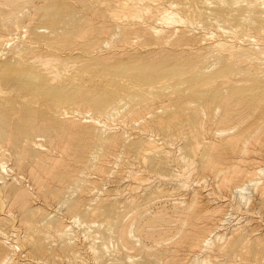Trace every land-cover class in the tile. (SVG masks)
Instances as JSON below:
<instances>
[{"label":"bare ground","instance_id":"1","mask_svg":"<svg viewBox=\"0 0 264 264\" xmlns=\"http://www.w3.org/2000/svg\"><path fill=\"white\" fill-rule=\"evenodd\" d=\"M23 2H25L26 0H22ZM21 1V2H22ZM42 1V0H41ZM141 1H145L146 2V0H141ZM140 1V2H141ZM148 1H150V0H148ZM154 1V0H153ZM152 1V2H153ZM174 2H172L173 4H172V6H174V3H176L177 1H180V3L181 4H183V7H182V10L184 11V12H186L187 14H189V16L191 17V18H193V20H195V21H198L199 23H202V22H204V21H207L208 22V20L209 21H212V22H210L211 23V26L213 25L212 23H214V25H216L215 24V22L216 23H218V24H220V26H221V28L223 29V30H227L226 28H224V26H222L223 24H227V25H229V24H231V26H234L235 28H232L233 30L234 29H236L235 31L236 32H239V34H241L242 36L240 37V40H242L241 42L242 43H244V41H245V38H246V40H253L254 42H253V46L251 45V46H249L250 44L249 43H251V42H249V43H247L248 45H242L241 47H239L238 49H236V50H234L235 48L233 47V46H231V48H229V46L228 45H230V44H225V43H223L222 41H220V40H218V41H216V43H215V48H217L218 50L216 51V49H213L212 51L214 52V53H216V55H220V54H218V53H221V52H219V51H223V52H225V51H230L229 52V54H230V60L232 59L233 60V62H235V63H238V64H240L241 65V62L243 63V61H245V60H247V59H251L252 61H255V60H259L260 58H261V56H262V59H260V60H264V47L262 46V44H261V42H263L264 41V0H219V2L217 1L216 3H215V1H213V0H173ZM19 1H16V0H8L6 3H4V5H3V3H2V5L5 7H3V6H1L0 5V7H1V10L3 9V13L2 14H5L7 17H8V20H7V22H5V21H3V23L2 22H0V107H2V109L3 108H6V107H3L4 106V104H5V102H10V101H12V100H15V99H13V98H15V97H12L13 95V93H15L16 91H19L20 93H22V92H24L25 93V91H27V90H29L30 91V89H32V88H35L36 90H45V91H49V92H54L55 93V91H61V90H66V89H72L73 88V85L76 83V82H78V80H73V76H64V74L65 73H68L67 71H70V72H72L70 69L69 70H66V67L68 68V67H70V66H72L73 68L74 67H76V66H74V65H69V63H71L72 61H69L68 59H65V58H62L61 56H57V57H55L54 55H52L51 54V49H54V48H57L58 47V39L62 36V32L65 30L64 28V26H66L65 24L67 23L68 25H69V23L70 22H67L68 20H71V24H72V21H74V20H79L80 22L81 21H83V19L81 20V17H78L77 19H76V14L74 15L71 11V14L65 9L66 8V6L65 5H60L59 6V10L58 9H56L55 8V10L53 9V11H49L47 14H46V16H45V23H46V26L45 25H43V26H45V27H42L41 28V26L40 27H36L35 25V27H33L32 26V22H30V21H33V20H29V19H32V18H28V20H29V22H27V21H23L24 19H25V17H26V15L25 16H23V17H21L22 16V14L20 15H17V16H12V15H14L15 13H12V11L14 10L15 11V8H21L20 6H23L24 4H23V2L21 3L22 5H19L20 4V2L18 3ZM34 2H35V0H34ZM38 2V1H37ZM67 2V1H66ZM133 1H131V3H132ZM139 2V3H140ZM41 3V2H40ZM134 3V2H133ZM151 3V2H150ZM244 3H246V4H244ZM30 4H32V3H30ZM35 4V3H34ZM38 4V3H37ZM45 4H47V3H45ZM92 4V3H91ZM96 4V3H95ZM101 4H102V6L99 8V11L102 13V15H103V19L105 20V19H114L113 21L115 22L117 19H119V14L121 13H123V12H125L126 10L127 11H129L130 13H132L131 15H130V17H132V18H130L132 21H134V19H139V20H141V22H142V19H140L139 18V16H141V14H143V15H145L146 13H148V12H150V7L151 6H147V5H143L142 7L141 6H132L130 3H128V0H104V1H102L101 2ZM149 4V3H148ZM155 4H156V2H155ZM213 4H215V6H213ZM27 6H31V5H29V4H26ZM38 5H40V4H38ZM90 5V4H89ZM93 5V4H92ZM139 5V4H138ZM37 6V5H36ZM40 6H42V5H40ZM45 6V5H44ZM72 6H74V5H72ZM77 6V5H76ZM80 6V5H79ZM95 6V5H94ZM7 7H12L13 9L11 10V12H8L9 10H7L8 8ZM35 7V6H34ZM47 7H49V5L47 6ZM71 7V6H70ZM96 7V6H95ZM99 7V6H98ZM164 7V6H163ZM170 7V6H169ZM176 7V6H175ZM161 8V7H160ZM18 9L16 10V12L18 11ZM34 9V8H33ZM41 9V8H40ZM42 9H44V7L42 8ZM48 9V8H47ZM71 9V8H70ZM89 9V8H88ZM91 10L93 9V8H90ZM135 9V10H134ZM158 9V8H157ZM173 9V8H172ZM1 10H0V12H1ZM26 9H24V11H25ZM28 11H29V8L27 9ZM30 10H32V9H30ZM97 10H98V8H97ZM160 10V9H159ZM24 11H22V12H24ZM34 11H36V10H34ZM44 11H47V10H45L44 9ZM74 11V10H73ZM134 11L137 13V12H139V16L138 15H133V13H134ZM166 11V10H165ZM21 11H18L17 13H20ZM75 12H77V11H75ZM93 12V11H92ZM97 12V11H96ZM129 12H126V13H128L129 14ZM25 13V12H24ZM23 13V14H24ZM100 13V14H101ZM165 13V12H164ZM26 14V13H25ZM98 14V13H97ZM97 14H95L96 16H97ZM152 14V13H151ZM45 15V14H44ZM20 18H19V17ZM34 16V15H33ZM41 16H43V15H41ZM76 16V17H75ZM120 16H125V14L124 15H120ZM145 16H147V15H145ZM145 16H143V17H145ZM149 16V15H148ZM165 16V17H164ZM162 15V18H163V25H167V24H169V22H172V23H181V24H187L188 22L190 23V21L189 20H186V19H184V17H180L179 16V12L177 13V12H173V11H171V12H168L167 11V13H166V15ZM4 17V16H3ZM12 17H14V18H12ZM27 17H31V15H29V16H27ZM93 17V16H92ZM134 17V18H133ZM135 17H137V18H135ZM153 17V16H152ZM37 18V17H36ZM42 18V17H41ZM40 18V19H41ZM80 18V19H79ZM123 18H126V17H123ZM128 18V17H127ZM142 18V17H141ZM146 18V17H145ZM33 19H35V18H33ZM101 19V18H100ZM150 19H152V18H149L147 21H149ZM1 20V19H0ZM4 20V19H3ZM126 20V19H125ZM153 20H155V19H153ZM161 20V19H160ZM159 20V21H160ZM78 21V22H79ZM120 21V20H119ZM75 23L74 24V26H72L73 28L71 29V32L68 34V38H70V37H72V39L70 40V43L73 45H76L75 43H74V40H73V38L75 37V39H77V36L79 35V34H81V26H80V22L79 23ZM138 22V21H137ZM36 23H37V20H36ZM42 23H44V22H41V24ZM82 24H84L83 22H81ZM103 23H106V21H104ZM111 23V22H110ZM160 23V22H159ZM222 23V24H221ZM34 24V23H33ZM39 24V23H38ZM124 24H126V23H123V25L122 26H120V25H118L117 24V28L120 30V34H121V38H120V43H126L128 40H129V38H130V36L134 33V30H132L133 28H128L126 25H124ZM206 24V23H205ZM67 25V26H68ZM102 25H104V24H101V26ZM128 25V24H127ZM175 25V24H174ZM214 25L212 26V27H214ZM138 25H136V27H137ZM168 26V25H167ZM190 26V25H189ZM201 26H204L203 24L201 25ZM216 26H218V25H216ZM84 27V26H83ZM109 27H111V28H109ZM134 27V26H133ZM149 27H152V26H149ZM169 27V26H168ZM199 27V26H198ZM205 27H207V26H205ZM219 27V26H218ZM153 28V27H152ZM221 28H218L217 30H219V29H221ZM228 28V27H227ZM104 31H107L106 33H108V32H112L113 30H114V27L113 26H105V27H103L102 28ZM134 29H137V28H134ZM148 29H151V28H148ZM148 29H138V30H136V32L140 35V37H142L143 39H142V45H146V46H148V45H151V44H158V45H160V46H165L166 44H171L172 43V45H173V47H175V48H185V46H187L189 43H192V41H193V37H191V36H189V35H187L186 33H182L180 36H178L176 39H175V41H173L172 40V37H173V35H176L175 33H179V32H177V30L176 29H173V30H175V32H171V31H168L169 33H167V34H165L166 32H164V30L165 29H156V28H154V29H156L155 31H156V35H155V37L153 38L152 37V35H151V32H153V31H149ZM179 29V28H178ZM211 30H212V28H210ZM214 29H216V28H214ZM213 29V30H214ZM20 30H25V32L24 33H26L25 35H23V34H21L20 35V33L19 32H21ZM209 30V29H208ZM69 31H70V29H69ZM68 31V29H67V32H69ZM86 31H89V29L88 28H86ZM221 31V30H220ZM228 31V30H227ZM230 31V30H229ZM228 31V32H229ZM171 32V33H170ZM190 32V31H189ZM188 32V33H189ZM191 32H193V31H191ZM226 32V31H225ZM83 33L84 34H82V35H84V36H86L87 34H89V32H84L83 31ZM214 32H212V34H213ZM229 33H232V30L229 32ZM137 34V35H138ZM153 34H154V32H153ZM192 34V33H191ZM211 34V33H210ZM225 34V33H224ZM139 35H138V37H139ZM216 35V34H215ZM226 35H228V34H225V36ZM63 36H65V35H63ZM84 36H82V37H80V38H84ZM115 36V35H114ZM196 36V35H195ZM208 36V35H207ZM230 36V35H229ZM228 36V37H229ZM66 37H67V35H66ZM93 37V36H92ZM134 37H136V36H133V38ZM211 37V35H209V37H206V38H210ZM217 37V36H216ZM227 37V36H226ZM14 38H17L18 39V41L17 42H12V41H15L14 40ZM80 38H78V40L79 41H83V39L82 40H80ZM212 38H213V36H212ZM232 38V37H231ZM237 38V37H236ZM22 39H25V41H22ZM118 39V38H117ZM219 39V38H218ZM139 40H141L140 38H139ZM214 40V39H213ZM222 40H224V39H222ZM232 39H230V41H231ZM240 40H238L239 42H240ZM76 41V40H75ZM233 41V40H232ZM135 42H136V40H135ZM138 42V41H137ZM65 43V42H64ZM130 43V42H129ZM194 43V42H193ZM201 43H203V42H201ZM227 43H229V42H227ZM234 43V42H233ZM264 43V42H263ZM68 44V43H67ZM132 44H134V43H132ZM137 44H139V43H137ZM195 44V43H194ZM197 44V43H196ZM205 44V43H204ZM203 44V45H204ZM73 45V46H74ZM205 45H207V43L205 44ZM234 45V44H233ZM64 46V45H63ZM72 46V47H73ZM154 46V45H153ZM207 46H209V45H207ZM211 46V45H210ZM213 46V45H212ZM235 46V45H234ZM240 46V45H239ZM108 47V46H107ZM165 47H167V46H165ZM43 48V50H41ZM101 47H100V43H99V40L97 39V40H87V42L86 43H84V45H83V47L81 48V50H82V54L80 53V55L79 56H77L76 57V62L75 63H80L81 65L78 67V68H76V70L74 71V72H72L74 75H78V74H80V73H84L85 71L86 72H88V71H91V72H94L93 71V69H95V65H96V63H98V62H100V60H102L103 59V57L104 56H101V55H99V54H97V51L100 49ZM139 48V47H138ZM164 48V47H163ZM27 49H39L40 51H39V53L37 52H35V54H33L32 55V53H30L31 55H29V54H25V52H26V50ZM70 49V48H69ZM68 49V50H69ZM120 49H122V48H120ZM137 49V48H136ZM162 49V48H161ZM190 49H192V48H190ZM198 49V48H197ZM208 49V48H207ZM64 50H66V49H64ZM117 50V49H116ZM145 50V49H144ZM149 50V49H148ZM184 50V49H183ZM209 50V49H208ZM215 50V51H214ZM120 51V50H119ZM122 51V50H121ZM127 51H129V50H127ZM175 51V50H174ZM186 51V50H185ZM190 51V50H189ZM192 51H194V50H192ZM191 51V52H192ZM201 51V50H200ZM72 52V51H71ZM103 53H104V51H102ZM179 52V51H178ZM187 52V51H186ZM198 52V51H197ZM202 52V54H204L205 52L204 51H201ZM208 52V51H207ZM207 52L204 54V55H206L207 54ZM212 52V53H213ZM218 52V53H217ZM28 53V52H27ZM123 53V52H122ZM125 53H127V52H125ZM133 53V52H132ZM181 53V52H180ZM190 53V52H189ZM193 53H196L195 51L193 52ZM13 54V55H12ZM25 54V55H24ZM58 54V53H57ZM102 54V53H101ZM108 54V53H107ZM148 54V53H147ZM173 54V53H172ZM176 54V53H175ZM192 54V53H191ZM225 54H228V53H226L225 52ZM225 54H222L221 56H223V55H225ZM10 55L12 56V57H10ZM23 55V56H22ZM92 55H94V56H92ZM184 55V54H183ZM188 55V54H187ZM193 55H195V54H193ZM193 55H191V56H193ZM210 55V53L208 52V55H207V58H209V57H211V56H209ZM19 56H22V57H19ZM106 56H108V55H106ZM121 56H123L122 54H121ZM135 56V55H134ZM142 56V55H141ZM150 56H152V54L150 55ZM164 56H166V55H164ZM170 56V55H169ZM172 56H174V55H172ZM185 56V55H184ZM188 56H190V55H188ZM190 56V58H193V60L195 61V57H191ZM209 56V57H208ZM124 57V56H123ZM136 57V56H135ZM138 57H140V55L138 56ZM175 57H177V56H174V58ZM204 57V56H203ZM202 57V58H203ZM216 57H219V56H216ZM224 58H227V59H229V57H225V56H223ZM159 58V57H158ZM163 58V57H162ZM177 58H179V57H177ZM190 58H189V60H190ZM200 58V57H199ZM201 58V59H202ZM206 58V57H205ZM212 58V57H211ZM215 58V57H214ZM106 59V58H105ZM147 59H149V58H147ZM164 59V58H163ZM166 59H168V58H166ZM186 59H187V57H186ZM204 59V58H203ZM215 59H217V58H215ZM213 60V61H215V62H220V60L219 61H217V60ZM113 60V59H112ZM138 60V59H137ZM192 60V61H193ZM197 60H198V58H197ZM204 60H206V59H204ZM208 60V59H207ZM223 60V59H222ZM107 61V60H106ZM150 61V60H149ZM172 60H170V62H171ZM184 61V60H183ZM210 62L212 61V59L211 60H209ZM212 61V62H213ZM128 62V61H127ZM129 62H130V60H129ZM128 62V63H129ZM152 62H154L153 61V59H152ZM151 62V63H152ZM180 62V61H179ZM225 62V61H224ZM228 62V61H227ZM246 62V61H245ZM258 62H261V61H258ZM73 63V62H72ZM106 63H108V62H106ZM125 63V62H124ZM131 63V62H130ZM150 63V62H149ZM172 63V62H171ZM203 63H204V61L202 62V61H199V62H196L195 61V63L192 65L193 66V69H191L190 67H189V69H190V71H192L191 72V77H189V78H187L186 77V75H185V77L186 78H181L180 77V79H175V78H173V79H166L164 82H161L160 81V83H161V85L160 86H155V85H151V86H148V87H140V86H135L134 87V85L132 86V85H127V84H120V85H118L117 86V88L119 87V92L117 93V92H115L114 94H112L111 95V97L110 98H107V99H104V100H95V99H92L91 97H89V93L87 92V90H84L83 91V93H81V95H78V96H75V100L74 101H72V102H74L75 103V110H74V112H73V114H75V115H78V116H80V115H82V114H85V115H88L90 118H91V122H94L95 124H98V126L99 125H105V121L106 120H114L115 118H116V116H118L119 115V113H120V107L119 106H123V107H128V106H130L131 105V107L134 109V111L133 112H136V114H139L140 115V113L141 112H139L140 111V109L141 108H143V109H145L146 111H148V116H150V115H152V117L154 116V113L155 112H152V110H153V107H155V105H158V107H159V105H163V106H168V104L170 105V106H174V107H176V109H177V112H176V114L174 115V114H171V113H169L168 114V116L166 117L165 115H158V113H155V117H153V120H151V122L150 123H148V125H146V123H145V125L143 126V129L141 128V130H143V131H145V132H148V133H154L155 131L154 130H158V131H162V132H164L165 133V135L168 137V138H172V136H174L175 134V132L173 131V129L175 128L176 130V132H179V134L180 135H183V139H185L186 140V144H185V150H186V152H184V153H182L183 154V156H184V154L186 153V154H188L187 156L189 157V159L191 158V157H194V158H197L198 157V159H199V161L201 162V163H199V164H207L206 165V167L208 168V170H209V172H210V174H211V176L212 175H214V176H219V179H221V180H219L218 179V177H217V181L220 183V186L221 187H223L222 189L223 190H221V192L220 193H222V194H220V193H218L217 192V189L216 190H214L213 192H215L216 191V193H218V194H220L221 196L223 195L224 197H223V199H225V193H229L230 192V194H231V191L230 190H228V189H226V188H228V187H230V188H233V190H234V187H233V185H238V186H241V185H243V184H246V182L249 180V181H251L252 180V177H251V180L250 179H247V178H250V177H248V175L249 174H251V176H255L256 175V172H260V174H261V176L263 177L264 175H262V174H264V167L263 168H261V167H257L256 169H255V174H253V173H251L252 171H250V172H247L248 173V175H247V173H246V169L247 168H245V167H247V165L246 166H244L245 164H248V166H249V164L251 163L252 165H251V167L252 166H254L253 165V163H255V164H258V163H260L261 161L259 160V158H261V156H259L258 155V153H261V152H263V154H264V150L263 151H261L260 150V152H259V148L261 149L262 147L260 146H258V144H262V142H260V143H258L257 144V147L258 148H255V146L256 145H254V144H256L254 141H256V139H258L259 137H257V133L256 132H258L259 131V129L263 132V135H264V104L263 105H259L257 108H254V112L252 111V113H249L248 112V110L247 109H245V110H240L239 109V107L238 108H234V109H232V108H230V107H227V106H225V103L227 102V100L229 99V95L230 94H239V93H241V89L242 88H240V86H239V84L237 83V78H238V76H240V75H243V74H247L246 72H247V70H243L244 69V67H243V69H242V67H241V69H240V67H238V68H236V65H235V67L234 66H231L230 65V67H226V65H221V67L219 68L218 66L219 65H217V67L219 68L218 70H216V71H212V73H206V72H204V70H205V67L207 66V65H209V63L207 64V65H204L203 66ZM207 63V62H206ZM205 63V64H206ZM214 63V62H213ZM221 63V62H220ZM247 63V62H246ZM121 64V63H120ZM155 64V63H154ZM158 64V63H157ZM211 64V63H210ZM215 64V63H214ZM213 64V65H214ZM225 64H226V62H225ZM259 64V63H258ZM260 64H262V63H260ZM69 65V66H68ZM128 65H130V64H127V66ZM159 65H160V63H159ZM178 65V64H177ZM191 65V64H190ZM216 65V64H215ZM245 65V64H244ZM248 65V64H247ZM149 66V65H148ZM147 66V67H148ZM186 66V65H185ZM228 66V65H227ZM238 66V65H237ZM243 66V65H242ZM250 66V69H253V70H256L257 72H259L258 70L260 69L259 67L260 66H257L256 64L255 65H253V64H251V65H249ZM118 67V66H117ZM155 67V66H154ZM174 67V66H173ZM210 68L211 67H216V66H212V64L209 66ZM217 67H216V69H217ZM119 68V67H118ZM120 68H121V66H120ZM134 68V67H133ZM132 68V69H133ZM141 69H143V67H140ZM156 68H158V67H156ZM179 68H181V67H179ZM184 68V67H183ZM206 68H208V66L206 67ZM210 68H208L209 70H210ZM248 68V67H247ZM125 69V68H124ZM137 69H138V67H137ZM149 69V68H148ZM246 69V68H245ZM73 70V69H72ZM134 70H135V68H134ZM160 70V69H159ZM163 71H164V69H162ZM166 70H167V68H166ZM180 70V69H179ZM111 71V70H110ZM118 71H119V69H118ZM122 71V70H121ZM125 72H126V74L127 73H129V71L127 72L126 70H124ZM143 71V70H142ZM178 71V70H177ZM115 72V71H114ZM131 72V71H130ZM135 72H136V70H135ZM138 72V71H137ZM145 72H151V71H145ZM179 72H181V71H179ZM264 72V71H263ZM116 73V72H115ZM117 73H124V72H117ZM131 73H133V72H131ZM141 73H144V72H141ZM163 73V72H162ZM260 73V72H259ZM258 73V74H259ZM154 74V73H153ZM152 74V75H153ZM156 74H158V73H156ZM161 74V73H160ZM175 74V73H174ZM181 74V73H180ZM71 75V74H70ZM141 74H139V76H140ZM176 75V74H175ZM174 75V76H175ZM252 75H254V73L252 74ZM251 75V76H252ZM1 76H4V77H1ZM111 76H117V75H112L111 74ZM111 76H109V78L111 77ZM179 76V75H178ZM187 76H189V75H187ZM249 76V75H248ZM260 76V74L258 75V77ZM148 77V76H147ZM170 77V76H169ZM172 77V76H171ZM247 77V76H246ZM253 77H257V76H253ZM142 78H143V76H142ZM141 78V79H142ZM150 78H152V76L150 75ZM153 78H156V75H155V77L153 76ZM152 78V79H153ZM159 77H157L156 78V80L158 79ZM163 78V77H162ZM145 79L147 80V78L145 77ZM118 80V79H117ZM134 80H135V78H134ZM150 80V79H149ZM155 80V79H154ZM160 80V79H159ZM119 82H122V81H119ZM150 82H152V81H150ZM123 83V82H122ZM240 83V82H239ZM244 83H246V82H244ZM159 84V83H158ZM107 85V84H106ZM105 85V86H106ZM143 85V84H142ZM247 85V84H246ZM101 86V85H100ZM106 87H108V85L106 86ZM106 87H105V89H106ZM102 88V87H101ZM250 88V87H249ZM114 89V88H113ZM170 89H172L173 91H174V93L173 94H169L167 91L168 90H170ZM34 90V89H33ZM32 90V91H33ZM79 90H80V88H79ZM171 90V91H172ZM251 90V89H250ZM95 91V90H94ZM110 91H111V89H110ZM172 91V92H173ZM37 92V91H36ZM39 92V91H38ZM41 92V91H40ZM96 92V91H95ZM98 92H103V90L102 91H98ZM170 92V91H169ZM46 93V92H45ZM61 93H64V92H62L61 91ZM242 93H245V94H247V93H249V91H243ZM37 94V93H36ZM106 94V93H105ZM104 94V95H105ZM263 94V93H262ZM20 95V94H19ZM46 95H48V94H46ZM59 95V94H58ZM97 95V94H96ZM255 95V94H254ZM257 95V94H256ZM256 95L254 96V97H256ZM17 96V95H16ZM61 96V95H60ZM246 96V98L248 97V96H250V95H245ZM262 96V95H261ZM44 97H45V95H44ZM59 97V96H58ZM62 97V96H61ZM61 97H59V98H61ZM238 97V96H237ZM244 97V96H243ZM242 97V98H243ZM250 97H252V96H250ZM249 97V98H250ZM47 98V97H46ZM245 98V99H246ZM18 99V98H17ZM62 99V98H61ZM60 99V100H61ZM64 99V98H63ZM244 99V98H243ZM245 99H244V101H245ZM257 99V98H256ZM264 99V98H263ZM58 100V99H57ZM248 100V99H247ZM250 100H253V98L252 99H250ZM255 100V99H254ZM253 100V101H254ZM258 100H259V98H258ZM25 101V100H24ZM33 101H35V100H33ZM47 101V100H46ZM249 101V100H248ZM253 101L251 102L252 104H253ZM261 101H263L264 102V100H261ZM260 101V102H261ZM29 102H31V101H28V103ZM38 102V101H37ZM40 102V101H39ZM49 102V101H48ZM58 102V101H57ZM71 102V101H70ZM81 102H84L86 105H88V108L84 111V112H81L82 110L80 109V103ZM255 102H257V101H254V103ZM4 103V104H3ZM52 103V102H51ZM231 103V102H230ZM19 104V103H18ZM22 104H23V102H22ZM22 104H20V105H22ZM32 104V103H31ZM34 104V103H33ZM48 104V103H47ZM235 104H237V103H235ZM248 104H250V101H249V103ZM262 104V103H261ZM3 105V106H2ZM30 105V104H29ZM253 105H256V103L255 104H253ZM5 106H9L8 104L7 105H5ZM15 106V104H13V106L12 105H10L9 106V109H10V107H14ZM25 106V105H24ZM30 106H32V105H30ZM233 106H235V105H233ZM44 107V106H43ZM157 107V106H156ZM249 107H251V106H249ZM254 107V106H253ZM16 107H14L13 109H15ZM48 108V107H47ZM160 108V107H159ZM217 108H221L222 109V111H221V113L220 114H217L216 112H215V110L217 109ZM246 108H248L247 106H246ZM252 108V107H251ZM12 109V108H11ZM20 109V108H19ZM23 109L25 110V111H27L26 110V107H23ZM43 109V108H42ZM94 109V110H93ZM158 109V108H157ZM161 109V108H160ZM253 109V108H252ZM4 110V109H3ZM17 110V109H16ZM23 110V111H24ZM34 110H37V109H34ZM44 110V109H43ZM46 110V109H45ZM44 110V111H45ZM121 110H122V108H121ZM127 110V109H126ZM13 111H15V110H12V112ZM24 111V112H25ZM30 111H33V110H29L28 112H30ZM59 111V110H58ZM94 111H96L97 112V114H96V116H95V114H94ZM168 111V110H167ZM251 111V110H250ZM52 112V116L50 117V121H52V123L54 124H52L55 128H57V129H59V131L58 132H64L65 134H67V136L66 137H68V135L69 136H72L71 138L70 137H68L69 139H71V140H67V141H65V142H63V141H57V142H55V141H52V139H49V136H48V139L51 141V147H56V148H58L59 149V152H60V150H61V152L60 153H62L61 155L63 156V151H65V154H67L66 153V150L67 151H69L70 149H69V146L71 147V150L70 151H72V154H74L75 156H76V160H78V161H84V160H87V158H89V157H91V155H93L92 153H95V151H93V152H88V147L89 148H91V147H93L94 146V144H92L93 146H88L89 144V141L91 142V140H89L88 138H90V137H88V136H90L91 135V137L92 136H95V134H96V131H97V129H96V131H95V133L93 132V130H90L91 128H89L88 127V125H87V127L89 128V129H86V128H81L80 127V125L79 126H77L78 124H75V123H78L79 121H76V122H74V120L76 119H74L73 120V122L72 121H66V122H69V123H63L64 122V120H63V118H62V123L58 120V119H60V118H56L55 116H57V115H54V111H51ZM57 112V111H56ZM158 112V111H157ZM202 112H204V113H206L208 116H209V122H211L212 124H216V123H219L220 125H218L219 127L220 126H223L220 130H221V135H222V137L223 138H221L222 140L220 141V140H218V141H220L218 144L217 143H210V144H205V143H203L202 142V137H203V135H205V134H207V132L209 131H207L206 130V123L205 122H203V120H202V118H201V114H202ZM8 113V112H7ZM6 112H2V111H0V196H3V198L4 199H6V200H4V201H6V202H3V200H2V202L3 203H7V202H9V201H12V202H14L13 203V205H19V206H21V209L22 210H20V211H23V217H22V222L25 224V225H27L26 227H24V232H23V239L20 237H17V231H13V232H11V230H6L5 228H4V230H3V223H4V221H6L5 219H7V216H9L10 215V213H9V215H6L7 213H8V210H7V213L5 214V216L6 217H0V235L1 236H3L5 239H7V240H5L4 238H2V239H4L5 241H1L0 240V264H32L31 262H33L34 261V256H32V254H31V251L29 250V249H25L26 247H24L23 245H24V243H25V240H26V232H25V228H27L28 227V229H26L27 230V235H28V241H29V243H30V245H31V248H32V252L34 253V252H38L39 251V253L41 252H45V251H49L48 249H50L51 247H53L52 245L53 244H55V243H51V247L50 246H48V242H50V240H49V237H51V238H53V239H55L56 241L55 242H58L59 243V245L58 246H60V250H62V252L65 254V255H67V258H68V260H69V264H73L72 263V261H73V259H79L80 257H81V253H80V251L82 252V250H78V246L75 244V241H79V240H76V237H75V233H74V231L76 230V229H74V227H79V229L81 230V228H82V230L83 229H85V232L86 233H89V234H91L89 231H91L90 229H92L93 228V230H94V228H97L96 230H97V235H95V236H98V235H100L99 237H103L104 235H101L100 233H101V229L102 228H106V229H108V230H110V231H112V232H114L115 233V235L117 236V238H118V241H119V243L121 244V247H123V249L125 248V249H129L128 247H130V246H132V242H131V240H130V236L131 235H133V238L135 237H139L140 238V234L141 235H143L142 233L143 232H145L146 231V233H147V230H145V226H147V225H144V227L142 226V222H144L143 220H142V217L140 216L139 218L138 217H135V216H131V212H135L136 213V210L135 209H137L143 202H141V201H143V200H141L140 202L141 203H139V201L138 200H136V199H131V201H127L126 202V204H124L123 206H121V205H119L118 203H114V202H116V201H114V200H112L111 199V194H110V192H109V196H110V198H108V199H110V200H108V199H98V198H96L97 200H95V199H93V201H92V199H91V201H89V199H87L86 201L87 202H92L91 204H89V205H87V207H85L84 209L83 208H81V202L79 201V200H68V199H66V197L68 198V195H67V193L65 192V194H61L62 193V190H60V191H58L59 189V187L58 188H56V189H58V190H56V191H54V192H52L53 194H54V196H59V195H67V196H64V197H62V196H60V197H62V199L63 198H65L64 200H68L67 202H65L64 200H60L61 198L60 197H58V198H60L59 200L62 202V203H64V204H67V203H69V206H70V214H69V216L68 215H66V216H68V217H65V219L63 220L61 217H57L56 215H54L53 213H46L45 212V210H44V208L43 207H38V205H36L37 207L36 208H29L28 206H30L32 203H35L36 204V202H37V200L38 199H40L39 198V190H42V188H44L45 186H44V184L46 183V182H44L45 181V179H44V177H42V179H44V180H42L41 178H40V176H39V178L38 179H40L41 181L39 182V188H37V186L33 183V181L36 179H34L33 180V175L35 174V175H37L36 173H34V172H36L35 170H34V168L33 167H31V166H33V164L35 163V166L36 165H38V166H36V168L38 167V168H40V167H43V168H46L47 167V171L45 172L46 174H47V176H45V177H47L46 178V180L48 179V178H52L54 175L56 176L55 177V179L57 178H59V180L60 181H62V180H67V183H70V184H72V183H75L76 184V187H81V186H78V185H81V184H79V183H81V182H77L78 180H75V179H73V176L72 175H68V176H66L67 174H64L62 171H59V172H57L56 171V168H59V167H62V165L63 164H65V163H61V161L62 160H60V158L59 157H55L56 159H59L58 161H56V159H54L53 158V161L55 160L56 161V163L55 164H48L47 162H49L48 160H49V151L47 150V148H45V147H43V146H45L44 144V142H42V143H44V144H40L39 142H37V140H39V139H37V140H35L34 139V136H35V133H38L37 135L38 136H40L41 138H43V136L48 132V129L47 128H45V127H47V126H40V128H39V126H38V129L36 130V131H33L32 133H30V132H25L24 130H22V129H20V127L21 126H24V125H21L20 127H18V125H17V128H19L21 131H23V133H21L20 135L21 136H24V140L22 141V144L23 145H20V144H18V143H15L14 144V142L12 143V141H11V134H10V132L9 131H12V129L14 128V127H12L13 125H12V123H10V121H9V118H10V115H12L11 114V111L7 114ZM25 113H27V112H25ZM24 113V114H25ZM33 113V112H32ZM15 114H17V116H18V114H20V113H16L15 112ZM29 114L30 113H28L27 115H28V117H29ZM56 114V113H55ZM69 114V112H64L63 113V115L64 116H66V115H68ZM99 114H101V115H99ZM127 114H129V112H127ZM162 114H164L163 112H162ZM103 115V116H102ZM205 115V114H204ZM21 116V115H20ZM33 116V115H32ZM48 116H50V115H48ZM58 116H60V115H58ZM130 116H132V115H129V117ZM134 116H135V114H134ZM208 116H205V117H208ZM13 117V116H12ZM15 117H16V115H15ZM31 117V116H30ZM41 117V116H40ZM71 117H73V116H71ZM75 117V116H74ZM102 117H106V118H102ZM17 118H20V117H17ZM16 118V119H17ZM44 118V117H43ZM67 118H69L68 116H67ZM11 119V118H10ZM26 119V118H25ZM31 119H32V117H31ZM127 119V118H126ZM20 120V119H19ZM67 120H69V119H67ZM71 120V119H70ZM77 120V119H76ZM144 120H146V118H143L142 119V122L144 121ZM13 121H15L14 119H13ZM17 121V120H16ZM36 121H38V120H36ZM42 121V120H41ZM45 121V120H44ZM47 121H49V120H47ZM49 121V122H50ZM124 121H126V120H124ZM150 121V120H149ZM17 122H19V121H17ZM21 122V121H20ZM39 122V121H38ZM38 122H36V123H38ZM86 122H89V121H85V123ZM135 122V121H134ZM23 124H26V123H24V122H22ZM30 123V122H29ZM35 123V124H36ZM40 123V122H39ZM51 123V122H50ZM83 123H84V121H83ZM108 123V122H107ZM130 123H132V122H130ZM7 124H11L12 126V129L11 130H7ZM18 124V123H17ZM41 124H44V123H42L41 122ZM79 124H81L80 122H79ZM183 124L186 126V130L185 131H183ZM211 124V125H212ZM3 125H4V127H3ZM27 125V124H26ZM44 125H46V124H44ZM83 125V124H82ZM91 125V124H90ZM32 126V125H31ZM30 126V127H31ZM91 126H93V125H91ZM90 126V127H91ZM97 126V127H98ZM10 127V128H11ZM27 127V126H26ZM41 127H44V128H41ZM83 127H86V126H83ZM93 127H96L95 125L93 126ZM140 127V126H139ZM187 127H188V129H187ZM9 128V129H10ZM16 128V129H17ZM33 128H35L36 129V127H33ZM210 128V127H209ZM34 129V130H35ZM50 129H51V126H50ZM53 129V128H52ZM94 130H95V128H94ZM101 130V129H100ZM212 130V129H211ZM214 130V129H213ZM217 130V129H216ZM216 130L214 131V132H216ZM258 130V131H257ZM19 131V130H18ZM99 131V130H98ZM54 132V131H53ZM55 132H56V130H55ZM107 132V131H106ZM103 133V134H107V133ZM213 132V133H214ZM218 132V131H217ZM216 132V134H220V132L219 133H217ZM12 133H14L13 131H12ZM99 134H100V132H98ZM111 133V132H110ZM122 133V132H121ZM103 134H100V135H103ZM123 134H125V133H123ZM19 135V134H18ZM50 135H51V133H50ZM62 135H64V134H62ZM127 135V134H126ZM138 135V134H137ZM144 135H146V134H144ZM149 135V134H148ZM177 135V134H176ZM211 135V134H210ZM213 135V134H212ZM221 135L220 136H218V137H221ZM127 136H129V134L127 135ZM139 136V135H138ZM214 136V135H213ZM85 137H87V140H88V143H87V141H85ZM99 137V136H98ZM136 137V136H135ZM141 137V136H140ZM152 137V138H151ZM149 139H137V141H133V142H130V140L127 142L126 140H125V136H124V138L120 135V134H114V135H111V136H109V137H107V136H102L101 138H99V141H101L103 144H101L102 146H104V145H110L111 147H112V149H114L113 147H124L127 151H135V152H137V154H139V155H143V157H145V160L147 159L149 162H150V166L151 167H147V169L149 168H152L153 170H154V172H158L160 175L159 176H163V177H160V178H167V177H165V175L166 176H170V174L169 175H167V174H165V172H166V169H165V165H166V161L169 159H172V157H170L169 156V158H168V156H167V154H168V152H166V151H164V150H162L158 145H156L157 143L155 142V140H153V137L154 136H151ZM10 138V139H9ZM55 138V137H54ZM94 138H96V137H94ZM128 138V137H127ZM142 138V137H141ZM146 138V137H145ZM179 138H181V137H179ZM208 138H210V137H208ZM215 138H217V137H215ZM61 139V138H60ZM158 139V138H157ZM156 139V140H157ZM214 139V138H213ZM261 139V138H260ZM264 139V138H263ZM15 140V139H14ZM40 140H44V139H40ZM53 140H56V139H53ZM62 140V139H61ZM64 140V139H63ZM166 140V139H165ZM212 140V139H211ZM50 141H48V143H47V147H49L50 145H48V144H50L49 142ZM94 141V140H93ZM92 141V142H93ZM98 141V142H99ZM180 141V140H179ZM182 141V140H181ZM209 141V140H208ZM215 141V140H214ZM16 142V141H15ZM67 142V143H66ZM86 142V143H85ZM100 142V143H101ZM173 142H174V139H173ZM210 142V141H209ZM253 142H254V144H253ZM257 142V141H256ZM258 142H259V140H258ZM2 143H4V144H6V143H8V144H10L11 145V147H9L10 145H8V147H4V144H3V146H2ZM94 143L96 144L97 142H95L94 141ZM161 143V142H160ZM166 143V142H165ZM169 143V142H168ZM182 143H183V141H182ZM173 144V143H172ZM201 146H200V145ZM7 145V144H6ZM98 145V144H97ZM100 145V146H101ZM165 145V144H164ZM177 145V144H176ZM196 145H199L200 146V148L201 147H203V151L201 152V153H199L198 152V150H196V148H195V146ZM203 145V146H202ZM96 146V145H95ZM179 146V150L181 149H183V151H185L184 150V148H180V145H178ZM182 146V145H181ZM106 147V146H105ZM162 147V146H161ZM169 147H172V146H170L169 145ZM43 148H45V150H46V152L48 151L49 153L48 154H44V153H42V152H39V151H42V149ZM103 148V147H102ZM41 149V150H40ZM104 149H106L107 150V148H104ZM163 149H164V147H163ZM168 149H170V148H168ZM50 150V149H49ZM63 150V151H62ZM90 150V149H89ZM94 150V149H93ZM96 150H101V148L99 149H96ZM103 150V149H102ZM101 150V151H102ZM11 151V152H10ZM69 151V152H70ZM92 151V150H91ZM101 151H99L100 153H101ZM108 151V150H107ZM169 151V150H168ZM229 151H231L230 153H229ZM97 153L95 154V156L97 155V154H99L98 153V151H96ZM103 152V151H102ZM123 152V151H122ZM60 153H58V154H60ZM71 153V152H70ZM90 154V156L89 157H87L85 154ZM107 153V152H106ZM113 152L111 151V154H112ZM118 153H120L119 151H118ZM131 153V152H130ZM134 153V152H133ZM178 153H180V152H178ZM51 154V153H50ZM64 154V155H65ZM103 153H101L100 154V156L102 155ZM110 154V151H108V153H107V155H109ZM123 154V153H122ZM136 154V153H135ZM172 154V153H171ZM86 157H85V156ZM104 155V154H103ZM134 155V154H133ZM168 155H170V154H168ZM181 155V154H180ZM262 155V154H261ZM14 156H15V159H14ZM52 156V155H51ZM56 156H58L57 154H56ZM66 156V155H65ZM68 156V158H72V157H70L69 155H67ZM66 156V157H67ZM95 156H94V158L93 159H97V158H95ZM105 156V155H104ZM174 156V155H173ZM177 156H179V155H177ZM264 156V155H263ZM54 157V156H53ZM64 157V156H63ZM77 157H79V159H77ZM107 157V156H106ZM109 157H111V156H109ZM117 157V156H116ZM119 157H121V156H119ZM133 157V156H132ZM134 157H136V156H134ZM140 157H142V156H140ZM182 157V156H181ZM179 158V160L180 159H182V158ZM186 157V155L184 156V158ZM12 158H13V161H14V163H12L11 164V161H12ZM28 158H31V159H33L34 160V162H32L30 159V161L33 163V164H31V163H29V164H31V165H29L31 168L29 169V170H31L32 169V172H30L31 173V176H27L26 174L24 175V173H22V168H21V166H23V167H25L24 165H26L27 163L26 162H28L27 161V159ZM51 158V157H50ZM114 158V157H113ZM113 158H111V159H113ZM137 159L139 158V157H136ZM136 158L134 159L133 158V160H136ZM183 158V159H184ZM62 159V158H61ZM63 159H65V158H63ZM75 159H74V163H76L75 162ZM89 159H92V158H89ZM100 159H102V158H100ZM108 159V158H107ZM116 159V158H115ZM122 159H123V156H122ZM126 159V158H125ZM124 159V160H125ZM141 159V158H140ZM139 159V160H140ZM188 159V158H187ZM198 159H195V160H198ZM99 160V159H98ZM110 160V159H109ZM118 160H121V159H118ZM132 159L130 160V161H133ZM145 160H143V161H145ZM176 160V159H175ZM175 160H174V158L172 159V160H170V161H173L174 163H175ZM262 160V159H261ZM100 161V160H99ZM98 161V162H99ZM123 161V160H122ZM141 161H142V159H141ZM169 161V162H170ZM187 161V160H186ZM188 161H190L191 162V166H193V167H191V168H193V169H198V168H194L195 167V165H192V160L190 159V160H188ZM187 161V162H188ZM258 161H260V162H258ZM85 162V161H84ZM83 162V163H84ZM97 162V161H96ZM102 162H104V161H102ZM106 162V161H105ZM109 162H111V161H109ZM112 162H114V161H112ZM116 162H118L117 160H116ZM120 162V161H119ZM125 162V161H124ZM137 162V161H136ZM140 162V161H139ZM139 162H137L138 164H139ZM168 162V161H167ZM176 162H177V160H176ZM212 164H210V163ZM248 162V163H247ZM53 163V162H52ZM67 163H69V162H67ZM88 163V162H87ZM89 163H90V161H89ZM107 163V162H106ZM121 163V162H120ZM120 163H118V165H120ZM123 163V162H122ZM126 163V162H125ZM130 162H128V164H129ZM145 163V162H144ZM173 163V165H175ZM178 163H180V162H178ZM182 163V165L183 164H185V163H183V162H181ZM209 163V164H208ZM245 163V164H244ZM24 164V165H23ZM78 164V163H77ZM93 164H95V166H96V168L99 170V171H101V172H96V175H98V173H99V175H102L101 173H103L104 171H106L105 169L107 168H105V166L104 165H106V164H101L99 167H97L98 166V164L99 163H94V161H93ZM124 164V163H123ZM141 164V163H140ZM145 164H147L148 165V163H145ZM145 164H142V165H145ZM169 164V163H168ZM193 164H195V162L193 163ZM197 164V163H196ZM199 164H197V165H199ZM262 164V163H261ZM264 164V163H263ZM28 165H26V166H28ZM68 165V164H67ZM78 165H80V164H78ZM82 165V164H81ZM80 165V166H81ZM86 165H88V164H86ZM92 165V162L90 163V166ZM135 164H133V167H136V165L134 166ZM172 165V164H171ZM172 165V166H173ZM94 166V165H93ZM115 166H117V165H115ZM121 166H123V165H120V167ZM132 166V165H131ZM131 166H130V168H131ZM149 166V165H148ZM202 166V165H201ZM261 166H263V165H261ZM64 167H66V166H64ZM72 167H74V166H72ZM85 167V166H84ZM109 167V166H108ZM124 167L126 168V166L124 165ZM132 167V168H133ZM138 167H142V166H139L138 165ZM187 167H189V166H187ZM187 167H186V170H187ZM197 167V166H196ZM205 167V168H206ZM250 167V166H249ZM251 167H250V169H251ZM254 167H256V166H254ZM76 168H78V167H76ZM82 168H83V166H82ZM87 167H85V168H83V169H86ZM93 168H95V167H93ZM131 168V169H132ZM145 168V167H144ZM206 168V169H207ZM253 168V167H252ZM27 168H25V170H26ZM41 169V168H40ZM40 169H39V171H40ZM61 169H63V168H61ZM82 169V170H83ZM108 169V168H107ZM118 169V168H117ZM127 169H128V167H127ZM136 169V168H135ZM151 169V170H152ZM202 169V168H201ZM204 169V168H203ZM254 169V168H253ZM21 170V171H20ZM25 170H23V171H25ZM34 170V171H33ZM36 170H38V169H36ZM64 170V169H63ZM69 171H70V169H68ZM80 170V169H79ZM90 170H91V172L93 171V169L92 168H90ZM95 170V169H94ZM109 170V169H108ZM119 170V169H118ZM125 170V169H124ZM146 170V169H145ZM153 170H152V172H153ZM174 170L176 171V168H174ZM116 171V170H115ZM122 171V170H121ZM120 171V172H121ZM127 171V170H126ZM134 170H132V172H133ZM143 171V173H145L144 172V170H142ZM182 171V170H181ZM185 170L183 169V172H184ZM189 171V170H188ZM195 171V170H194ZM65 172V171H64ZM107 172H111V171H107ZM129 172H131V170L129 171ZM135 172H137V170L136 171H134V173ZM138 172H139V169H138ZM137 172V173H138ZM141 172V171H140ZM172 172H174V171H172ZM177 172V171H176ZM186 172V171H185ZM184 172V173H185ZM202 172V171H201ZM27 173V172H26ZM30 173H29V175H30ZM34 173V174H33ZM81 173V172H80ZM106 173V172H105ZM112 173V172H111ZM124 173V172H123ZM128 173V172H127ZM127 173H125V174H127ZM182 173V172H181ZM184 173H182V174H184ZM28 174V173H27ZM46 174H44V175H46ZM49 174H53L52 176H50ZM76 174V173H75ZM82 174V173H81ZM106 174H108V176L110 175V173H106ZM113 174V173H112ZM115 174V173H114ZM117 174V173H116ZM114 175V176H116V179H117V175L119 174H117V175ZM124 174V175H125ZM131 174V173H130ZM161 174H165V175H161ZM175 174V173H174ZM178 174V173H177ZM177 174H175V176L177 177V176H180V175H177ZM188 174V173H187ZM95 175V174H94ZM104 175V174H103ZM103 175L102 176H99L100 178L101 177H103ZM120 175H122V174H120ZM128 175V174H127ZM139 175V174H138ZM143 175V174H142ZM148 175H150V174H148ZM152 175V174H151ZM150 175V176H151ZM158 175V174H157ZM198 175V174H197ZM41 176H43V174L41 175ZM50 176V177H49ZM82 176V175H81ZM87 176V175H86ZM86 176H85V178H86ZM89 176V175H88ZM129 176V175H128ZM127 176V177H128ZM155 176V175H154ZM159 176H157V177H159ZM173 176V175H172ZM175 176H174V178L173 177H169L170 178V180H169V182L171 181V178L173 179L172 181H174L176 178H175ZM184 176V175H183ZM182 176V177H183ZM187 176V175H186ZM201 176H203V175H201ZM250 176V175H249ZM258 176V175H257ZM90 177H92V176H90ZM90 177H88V178H90ZM95 177V176H94ZM98 177V176H97ZM107 177V176H106ZM110 177H113V175L112 176H110ZM122 177V176H121ZM121 177H119V178H121ZM124 177H126V176H124ZM130 177V176H129ZM133 177H135L134 175L131 177L132 178V180L131 181H133V183H134V180H136V178H134L133 179ZM144 177H145V175H144ZM207 177H208V175H207ZM206 177V178H207ZM261 177V178H262ZM50 178V179H51ZM80 178H82V177H80ZM84 178V179H85ZM100 178H98V179H100ZM123 178V177H122ZM149 178V176L147 177V179ZM168 178V179H169ZM177 178H179L180 179V177H177ZM190 178V177H189ZM199 178H200V176H199ZM198 178V179H199ZM206 178H204V179H206ZM254 178V177H253ZM258 178V177H257ZM256 178V179H257ZM38 179H37V181H38ZM55 179L53 180V178L51 179V180H53V181H55ZM92 178H90V180H91ZM98 179H95V180H98ZM102 179V178H101ZM168 179H167V181H168ZM187 180H188V178H186ZM192 179V178H191ZM209 179V178H208ZM49 180V179H48ZM80 180V179H79ZM103 180V179H102ZM105 180H108L107 178L105 179ZM110 180V179H109ZM118 180V179H117ZM121 180V179H120ZM122 180H125L126 181V179H122ZM127 180H128V178H127ZM152 180V179H151ZM154 180V179H153ZM152 180V181H153ZM164 180V179H163ZM166 180V179H165ZM178 180V179H177ZM183 180H184V178H183ZM186 180V181H187ZM197 180V179H196ZM214 180V179H213ZM247 180V181H246ZM254 180V179H253ZM251 181V182H249V185H253L254 184V192L257 194V195H255V196H257L258 197V199H257V201H261V204H263L264 203V177L262 178V180H260V181H256V182H254V181ZM258 180V179H257ZM52 181V182H53ZM94 181V180H93ZM104 181V180H103ZM113 181V180H112ZM116 181V180H115ZM115 181H113L111 184H113ZM119 181V180H118ZM117 181V182H118ZM145 181H146V179H145ZM148 181H150V179H148ZM156 181H159V180H156ZM156 181H154V182H152V183H156ZM181 181V180H180ZM179 181V182H180ZM185 181V180H184ZM183 181V182H184ZM212 181V180H211ZM241 181H246L245 183H240L239 184V182H241ZM48 182V181H47ZM55 182H57V181H55ZM54 182V184H56ZM82 182H84L83 180H82ZM87 182H89V180L87 181ZM87 182L85 183V184H87ZM98 182H99V180H98ZM105 182H107V181H105ZM110 182H111V180H110ZM119 182H121V181H119ZM123 182V181H122ZM128 182V181H127ZM162 182H165V181H162ZM161 182V183H162ZM175 182H177V181H175ZM202 182V181H201ZM200 182V183H201ZM217 182V183H218ZM36 183V182H35ZM78 183V184H77ZM96 182L94 181V185L96 186V184H98V183H96ZM124 183V182H123ZM129 183H131V182H129ZM149 183H151V182H147V183H145V185H146V187H148L149 186ZM160 183V182H159ZM167 183V182H166ZM170 183H172V182H170ZM182 183V182H181ZM237 183V184H236ZM36 184H38V183H36ZM48 184H49V182H48ZM61 184V183H60ZM64 185H65V183H63ZM75 184H73V186H71V187H73V194H72V196L75 194V193H77L76 191H78L79 193H80V191H79V189L78 190H76L75 191V189H74V186H75ZM102 183H100V185H101ZM110 184V183H109ZM117 184H119V183H117ZM116 183L114 184V185H116V186H119V185H121V184H119V185H117ZM137 184V183H136ZM148 184V185H147ZM154 184H151L152 186L154 185ZM173 184V183H172ZM171 184V185H172ZM175 184V183H174ZM185 184V183H184ZM222 184V185H221ZM247 184H248V182H247ZM51 185V184H50ZM57 185V184H56ZM63 185V187L65 188L66 186H64ZM67 185V184H66ZM94 185H92V187L94 186ZM106 185V184H105ZM125 185H127V184H125ZM156 185V184H155ZM166 185V184H165ZM165 185H163V187H165ZM168 185V184H167ZM170 185V184H169ZM176 185V184H175ZM174 185V186H175ZM179 185V184H178ZM177 185V186H178ZM82 186H85L83 183H82ZM86 186H88V185H86ZM110 186V185H109ZM108 186V187H109ZM111 186H113V185H111ZM143 186H144V184H143ZM152 186H151V188H152ZM159 186H161L160 184H159ZM158 186V187H159ZM177 186H176V188H177ZM181 186H183L182 184L180 185V188H181ZM246 186V185H245ZM245 186L244 187H236L237 188V194H236V190H235V192L233 193V194H236V195H238L237 196V198L239 197V204H242L244 201L246 202H244L245 203V205H247V206H249L250 204H251V202H252V200L254 199V197H253V199H251L252 197L251 196H249L247 193H245V191H247V190H249L248 188H245ZM49 187V186H48ZM53 186H51V188H52ZM91 187V186H90ZM106 187H107V185H106ZM120 187V186H119ZM133 187V186H132ZM135 187H137L136 185H135ZM135 187H133V188H135ZM142 189H143V187L142 186H140ZM157 186H156V188L157 189H159V191L160 192H162V190H160L161 188L159 187L158 188ZM184 187H186V185L184 186ZM183 187V188H184ZM194 187V186H193ZM53 188H55V187H53ZM82 188V187H81ZM94 188V187H93ZM100 188V187H99ZM116 188V187H115ZM127 188V190H128V188L129 187H125V189ZM154 188V187H153ZM165 188H167V187H165ZM215 188V187H214ZM62 189V188H61ZM66 189H67V187H66ZM69 189V188H68ZM77 189V188H76ZM95 189V188H94ZM109 189V188H108ZM108 189H106V190H108ZM120 188H118L117 189V191H115V194H117L118 193V191L120 192V190H119ZM129 189H131V188H129ZM147 189H149V188H147ZM155 189V188H154ZM163 189V188H162ZM179 189V186H178V188H177V190ZM185 189V188H184ZM183 189V190H184ZM187 189H189V188H187ZM220 189V188H219ZM252 189V188H251ZM50 189H48L47 187H45L44 188V191H43V194H44V197H45V195H47V192L49 191ZM71 190V189H70ZM81 190V189H80ZM88 190H90V189H88ZM88 190H85V191H88ZM114 190V189H113ZM122 191H123V188L121 189ZM133 190V189H132ZM139 190L140 189H137V191H136V193L137 192H139ZM150 190V189H149ZM165 191H164V193H162L163 194V196L164 195H168V194H165V192H167L166 191V189H164ZM174 190H176V189H173L172 191L174 192ZM224 190H226V192H224ZM229 192H228V191ZM110 191H112V189H110ZM131 191V190H130ZM141 191V190H140ZM144 191V190H143ZM151 191H154V190H151ZM157 192H159L158 190H156ZM155 191V192H156ZM169 191H170V189H169ZM194 191H196V190H194L193 189V191H192V193L194 192ZM202 191V190H201ZM201 191H200V193H201ZM63 192H64V190H63ZM71 193H72V191H70ZM69 191H68V193H70ZM107 192V191H106ZM105 192V193H106ZM127 191H124V193H126ZM132 192V191H131ZM142 192V191H141ZM145 192V191H144ZM155 192H154V194H155ZM159 192V194H160V196H161V193ZM173 192H171L172 194H173ZM178 191H176L175 192V195H178L179 193H177ZM49 193V192H48ZM71 193L69 194L70 196H71ZM89 193H91V191L89 192ZM93 193V192H92ZM100 193V192H99ZM112 194H114L113 192H111ZM134 193V192H133ZM133 193H131L132 195H134ZM135 193V194H136ZM150 193V192H149ZM148 193V194H149ZM168 193V192H167ZM171 193H169V194H171ZM177 193V194H176ZM198 193H199V191H198ZM197 192H195V195L196 194H198ZM199 193V195H194V193H193V195H192V197H194L193 199H192V197H191V194H190V197H191V202L189 203V204H187V206L185 207L184 205H183V203H182V206H184L183 207V214H182V216L183 217H181L182 218V220H180L181 222H183V224H180V227H179V229L182 227V226H185L184 228H183V230H182V228L180 229V230H182V233H183V236L182 235H180L181 237H182V240H181V244H180V240L178 241V244H180V245H178V246H176V245H174L173 247H179L180 249H181V247H183L184 245V247H186L187 246V248H188V246H191V247H196L197 249H199L200 248V252H201V249H205V250H207L208 252H209V254H208V256H206V259H209V260H211V259H213V258H219V257H225L227 260L225 261V262H223V263H216L215 261H213V262H215V263H213V264H230L229 263V261H232L233 260V258L234 259H238L239 257H240V259H241V261H249V259L250 258H248L249 256H251L252 258H251V261L253 260V262H256V263H258V261H262L263 262V258H264V239L262 240L261 238L259 239V238H255V239H251L250 241H248V240H246L245 238H244V236H242L241 235V233L239 234V233H237V232H235V233H233L231 236H229V234H227V232H225V233H217L216 231V233L214 232V231H212L211 230V232H207V233H210V234H208L209 236H207L206 238H203V236H202V232L203 231H205V230H207V229H209V226H210V224H214L215 222L214 221H212L213 220V218H217V214L218 213H220L221 212V209H222V207H219V205L218 206H215L214 208H212V207H206V206H204L205 205V202L203 201V200H201V198L202 197H200V196H202V194H200ZM216 193H212V194H216ZM224 193V194H223ZM249 193V192H248ZM78 194V193H77ZM81 194V193H80ZM101 194V193H100ZM107 194V193H106ZM105 194V195H106ZM130 194V195H131ZM141 194H144V193H141ZM141 194H139L140 196H141ZM157 195H159L158 193H156ZM227 194H226V196H227ZM229 194V195H230ZM254 194V193H253ZM83 195V194H82ZM84 195H86V194H84ZM83 195V196H84ZM89 195V194H88ZM94 196H95V194H93ZM129 194H128V196H130ZM131 195V196H132ZM174 195V196H175ZM207 195H209V196H212L211 194H207ZM207 195H203L204 197H206ZM228 195V196H229ZM251 195V194H250ZM40 196H41V194H40ZM75 196H77L76 194H75ZM74 196V197H75ZM80 196V195H79ZM83 196H81V197H79V198H81V200H82V197ZM87 196V195H86ZM85 196V197H86ZM91 194H90V197L89 198H91ZM94 196H92V198L94 197ZM102 196V195H101ZM107 196V195H106ZM115 196V195H114ZM114 196H112V197H114ZM135 196H137V194L135 195ZM148 196V195H147ZM152 196H156V195H151L150 197H152ZM160 196H158L159 197V199H160ZM169 196H171V195H169ZM173 196V195H172ZM182 196V195H181ZM188 196V195H187ZM209 196H207V198L209 197ZM215 196V195H214ZM217 196V195H216ZM220 196V197H221ZM230 196H232V195H230ZM41 197H43V196H41ZM43 197V198H44ZM52 197V196H51ZM73 197V198H74ZM95 197H98V195L97 196H95ZM100 197V196H99ZM105 197V196H104ZM119 197H120V195H119ZM125 197V196H124ZM139 197V196H138ZM144 197V195L143 196H141V198H143ZM146 197V196H145ZM157 197V198H158ZM185 197V196H184ZM184 197H182V198H184ZM217 197H219V196H217ZM1 198V197H0ZM55 198V197H54ZM57 198V199H58ZM76 198H78V197H76ZM76 198H74V199H76ZM87 198V197H86ZM149 198V197H148ZM156 198V199H157ZM164 198H167V197H164ZM169 198L170 197H168L167 198V200L169 201ZM233 198V197H232ZM2 199V198H1ZM84 199V198H83ZM115 199V198H114ZM122 199V198H121ZM120 199V201H122ZM185 199V198H184ZM202 199H204V198H202ZM209 199H210V197H209ZM52 200V199H51ZM50 200V202H52ZM54 200V199H53ZM116 200H117V197H116ZM123 200H124V198H123ZM127 200V199H126ZM145 200V199H144ZM155 200V199H154ZM166 200V199H165ZM190 200V199H189ZM189 200H187V198H186V201H189ZM207 200V199H206ZM205 200V201H206ZM40 201V200H39ZM38 201V202H39ZM45 201V200H44ZM43 201V199H42V201L39 203V204H41V205H43L45 202ZM59 201V203H61ZM85 201V200H84ZM109 201H114L113 203H110ZM119 201V202H120ZM162 200H160L159 202H161ZM163 201H164V199H163ZM162 201V202H163ZM167 201V202H168ZM175 201V200H174ZM180 201H182V200H180ZM208 201V200H207ZM206 201V202H207ZM212 201V200H211ZM209 201L211 204H212V202H214V201ZM221 201V200H220ZM224 201V200H223ZM238 201V200H237ZM1 202V201H0ZM38 202H37V204H38ZM47 202V201H46ZM54 202H58V201H54ZM54 202H52V203H54ZM152 202V201H151ZM155 202L156 201H154L153 203L155 204ZM173 202V201H172ZM177 202H179V200L178 201H176L175 203L177 204ZM216 202V201H215ZM256 202V201H255ZM49 203V202H48ZM125 203V202H124ZM146 203H149V202H144V204H142V206L144 205L145 206V204ZM157 203H158V200H157ZM180 203V202H179ZM223 203V202H222ZM225 203V202H224ZM250 203V204H249ZM253 204H254V202H252ZM258 203V202H257ZM257 203H255V204H257ZM1 204V203H0ZM9 204V203H8ZM10 204H11V202H10ZM58 204V203H57ZM63 204V205H64ZM85 204V203H84ZM151 204V203H150ZM153 204V205H154ZM158 204H160V203H158ZM176 204H174V206L176 207ZM185 204V203H184ZM204 204V205H203ZM208 204V203H207ZM220 204V203H219ZM3 205V204H2ZM7 205V204H6ZM5 205V206H6ZM50 206H51V204H49ZM59 205V208H60V204H58ZM149 205V204H148ZM148 205H146V206H148ZM157 205V204H156ZM173 205V204H172ZM223 205H227V204H223ZM222 205V206H223ZM260 205V204H259ZM48 206V205H47ZM163 206V205H162ZM177 206H179V205H177ZM182 206H179L180 208H182ZM208 206V205H207ZM221 206V205H220ZM246 206V207H247ZM256 205H254V207H255ZM52 207H55V205L54 204H52ZM58 207V206H57ZM63 207H65V206H63ZM68 207V206H67ZM66 207V208H67ZM159 207V206H158ZM216 207H219V208H217V210L215 209ZM242 207H244V206H242ZM257 207V206H256ZM9 208V207H8ZM50 208V207H49ZM59 208H56V209H58V211H59ZM66 208H60V209H62V210H64V209H66ZM142 208H144V207H142ZM149 208H152V206L150 207H148V211H149ZM154 208V207H153ZM152 208V209H153ZM214 209V210H212V209ZM221 208V209H220ZM234 208H236V207H234ZM237 208H239V207H237ZM3 210H4V208H2ZM1 209V210H2ZM10 209V208H9ZM224 209V208H223ZM226 209V208H225ZM241 209H243V208H240V210ZM260 209V208H259ZM264 209V208H263ZM262 209V210H263ZM2 210V211H3ZM6 210V209H5ZM61 210V211H62ZM67 210V209H66ZM69 210V209H68ZM133 210H135V211H133ZM146 210V209H145ZM161 210V209H160ZM172 210V209H171ZM171 210H169V211H171ZM175 210H177V209H175ZM239 210V209H238ZM249 210H253V208L252 209H248V210H246V212H248ZM47 211V210H46ZM57 210H56V212H58ZM65 211V210H64ZM144 211V210H143ZM147 211V212H148ZM152 211V210H151ZM150 211V212H151ZM164 211V210H163ZM163 211H161V213L163 212ZM178 211H179V209H178ZM215 211V212H214ZM227 211V210H226ZM13 212V211H12ZM19 212V211H18ZM17 212V213H18ZM141 212V211H140ZM139 212V213H140ZM154 212V211H153ZM158 214H161L160 213V211L158 210ZM168 212V211H167ZM172 212V211H171ZM173 212H174V210H173ZM181 212V211H180ZM243 212V211H242ZM244 212H245V209H244ZM258 212V211H257ZM256 212V213H257ZM0 213H2L1 211H0ZM68 213V212H67ZM138 213V214H139ZM152 213V212H151ZM222 213V212H221ZM220 213V214H221ZM225 213V212H224ZM252 213V212H251ZM254 213V212H253ZM255 213V214H256ZM4 214V213H3ZM16 214V213H15ZM21 214V213H20ZM53 214V215H52ZM58 214H63V213H58ZM150 213L148 212V214L147 215H149ZM157 214V212L155 213V215ZM166 215L167 213H163V214H161L160 216L161 217H163L164 219H163V221L164 222H162V220L160 221V226H163L164 225V223H166V219L167 220H169L168 218H166L165 219V216H162V215ZM171 215H172V213H170ZM174 214V213H173ZM216 214V215H215ZM235 214V213H234ZM248 215H249V212L247 213ZM261 214V213H260ZM2 215V214H1ZM0 215V216H1ZM11 215H12V213H11ZM10 215V216H11ZM18 215V214H17ZM143 215V214H142ZM146 214L144 215V216H147ZM168 215V214H167ZM171 215H169V216H171ZM180 215V214H179ZM178 214L176 215L177 217H180ZM251 215V214H250ZM262 215H263V213H262ZM16 216V215H15ZM22 216V215H21ZM64 216V215H63ZM139 216V215H138ZM143 216V217H144ZM155 217L154 215H149V217ZM160 216H158V218H156L155 220H154V218H153V220H154V222H151L152 220H151V218H149V221L148 222H146V223H148V227H150L151 228V226L150 225H152V223H154L153 225H156L155 223H158V225H156L155 227L157 228V226H159V222H158V220H160L161 218H160ZM173 217H174V215H172ZM224 216V215H223ZM223 216H222V218H223ZM253 216V215H252ZM168 217V216H167ZM221 217V216H220ZM228 217V216H227ZM148 218V217H147ZM176 218V217H175ZM174 218V219H175ZM221 218V219H222ZM226 218V217H225ZM225 218H223V219H225ZM66 219H67V221H69V223L67 224L65 221H66ZM126 219V220H125ZM171 219V218H170ZM250 219H252V218H250ZM254 219V218H253ZM4 220V221H3ZM147 220V219H146ZM151 220V221H150ZM176 220H178L179 221V219H176ZM176 220L174 221V222H176ZM7 221H9V223L11 222L9 219L7 220ZM173 221L172 222H170V221H168V222H170V223H172L173 224ZM178 221H177V224H173L174 226L175 225H177V226H179V224H178ZM220 221V220H219ZM250 221V220H249ZM256 222H257V220H255ZM259 221V220H258ZM214 222V223H213ZM260 222V221H259ZM145 223V222H144ZM145 223V224H146ZM163 223V224H162ZM180 223V222H179ZM22 224V223H21ZM171 224V225H172ZM222 224V223H221ZM225 224V223H224ZM252 224H254L253 222H252ZM152 225V226H153ZM168 225V224H167ZM172 225V226H173ZM216 225V224H215ZM220 225V224H219ZM249 225V224H248ZM248 225H245V226H248ZM256 225H259V224H256ZM7 225H5L4 227H6ZM165 226H166V224H165ZM173 226V227H174ZM19 227V226H18ZM155 227H153V228H155ZM216 226H214V228H215ZM250 227H251V225H250ZM250 227H247V228H250ZM256 226H254V228H255ZM258 227V226H257ZM263 227V226H262ZM262 227H260V225H259V227L258 228H262ZM6 228H8V227H6ZM149 228V229H150ZM161 228V227H160ZM165 228V227H164ZM175 228V227H174ZM177 228V227H176ZM175 228V229H176ZM217 228V227H216ZM219 228V227H218ZM238 228V227H237ZM13 229V228H12ZM23 229V228H22ZM106 229H102L103 231H106ZM146 229H148V228H146ZM158 229V228H157ZM169 229V231H170V228H168ZM178 229V228H177ZM177 230V231H180V230ZM241 229V228H240ZM161 230V229H160ZM163 230V229H162ZM242 230V229H241ZM249 230V229H248ZM261 230V231H260ZM262 230L263 229H259V230H257V228H256V230H254L253 232H255V234L257 233L259 236H261L258 232H256V231H260V232H262ZM150 231V230H149ZM152 231V230H151ZM155 231H157V230H155ZM169 231H167V232H169ZM174 232L176 231V230H173ZM172 230H171V232H173ZM209 231V230H208ZM233 231H235V229H233ZM237 231V230H236ZM20 232V231H19ZM83 232H84V230H83ZM82 232V233H83ZM159 232V231H158ZM162 232V231H161ZM166 232V230L164 231V233ZM240 232V231H239ZM248 232V231H247ZM264 232V231H263ZM79 233H80V231H79ZM105 233V232H104ZM155 233H157V232H155ZM160 233V232H159ZM164 233H163V235H164ZM179 233V232H178ZM177 233V234H178ZM182 233H179V234H182ZM206 233V232H205ZM216 234L215 235V238L214 239H212V240H209L210 238H211V236H212V234ZM250 233H252V232H250ZM84 234V233H83ZM82 234V235H83ZM148 234V233H147ZM147 234H144V235H147ZM149 234H152L151 232L149 233ZM162 234V233H161ZM160 234V235H161ZM175 234H176V232H175ZM175 234H172V236H179V235H175ZM254 234V233H253ZM254 234V235H255ZM264 234V233H263ZM85 235H88V234H85ZM93 235H94V233H93ZM152 235H154V234H152ZM159 235V239L161 240V238H162V236L163 235H161L160 236ZM167 235V234H166ZM246 235H247V233H246ZM248 235H251V234H248ZM247 235V236H248ZM12 236V237H11ZM84 236V235H83ZM111 236H113V235H111ZM149 237H150V239H151V235H148ZM156 236H158L157 234H156ZM169 236H171L170 234H169ZM252 236V235H251ZM251 236H249V237H251ZM258 236V237H259ZM163 237H165V236H163ZM174 237V238H175ZM261 237H263V236H261ZM1 238V237H0ZM18 238H19V242H18ZM98 238V237H97ZM132 238V237H131ZM133 239V241H135V240H139V242H141L140 241V239L138 238V239ZM141 238H145V236L144 237H141ZM148 238V237H147ZM169 237H167V239H168ZM179 238V237H178ZM22 239V240H21ZM91 239V238H90ZM99 239V238H98ZM97 239V240H98ZM102 239V238H101ZM149 239V238H148ZM149 239V240H150ZM156 239V238H155ZM157 239H158V237H157ZM157 239H156V241H157ZM164 239V238H163ZM162 239V240H163ZM248 239V238H247ZM86 240H87V238H86ZM93 240V243L91 244V243H89V244H91V245H87V246H85V248L86 247H88V248H91L92 250H90L89 249V253L92 251L93 252V254H91V255H93L94 256V254H95V257L94 258H96L98 261L100 260V261H102L103 262V260L106 258V256H107V254H109V257L112 255V254H114V252H115V250H111V247H113L112 245H111V247L110 246H108V244H107V242L106 241H103L102 243H98L99 244V246L97 245V240L94 238V239H92ZM100 240V239H99ZM107 240H109L110 241V239H107ZM159 240V241H160ZM162 240L160 241V244L161 243H165V242H162ZM169 240H173V242H174V239H173V237L171 238V239H168V241ZM177 240V239H176ZM113 241V240H112ZM111 241V242H112ZM146 241V240H145ZM165 241H167V240H165ZM166 242V244H168L169 245V242ZM99 242V241H98ZM114 242V241H113ZM138 242V243H139ZM142 242H144V240L142 241ZM141 242V243H142ZM147 242V241H146ZM151 241H149V243H150ZM84 243V242H83ZM82 243V244H83ZM114 243H116V242H114ZM138 243L136 244V246L138 245ZM153 243V242H152ZM157 243H159V242H156V245H158ZM177 243V242H176ZM6 244H8V245H6ZM88 244V243H87ZM102 244V245H101ZM112 244V243H111ZM145 244V243H144ZM147 244V243H146ZM174 244V243H173ZM182 244H184V245H182ZM56 245V244H55ZM84 245H86V244H84ZM101 245V246H100ZM152 245H155V244H152ZM21 246H23L24 247V249L26 250V251H28V252H26L24 249H22V247ZM133 246H135V245H133ZM138 246H140V245H138ZM135 247V248H130V249H137V248H139V247ZM50 247V248H49ZM150 247H152V246H150ZM158 247V246H157ZM160 247H162V246H159V248ZM165 247H166V245H165ZM168 247V246H167ZM169 247H171V246H169ZM168 247V248H169ZM183 247V248H184ZM48 248V249H47ZM114 248H115V246H114ZM113 248V249H114ZM119 248V247H118ZM150 249L149 247H146V248H144V249H141V248H139L140 249V251L143 253L142 255H144V258H143V264H159V262L157 261V260H154L153 258H154V253H155V251H156V249H155V251H154V253H152L150 250H148V249ZM154 248V247H153ZM168 248H165V249H168ZM56 249H57V247H56ZM79 249H80V246H79ZM116 249V248H115ZM169 249H171V248H169ZM119 250H122V249H119ZM162 250H164V249H162ZM173 250V249H172ZM177 250V249H176ZM175 250V251H176ZM185 250V249H184ZM188 250V249H187ZM125 251V250H124ZM180 251V250H179ZM178 251V252H179ZM190 251H194V250H190ZM56 252H57V250H56ZM116 252H117V250H116ZM116 252H115V254L114 255H116ZM136 252H138V251H136ZM177 252V253H178ZM38 253V254H39ZM84 253V252H83ZM135 253V252H134ZM165 253V252H164ZM172 253H175V254H173V255H176L177 256V253L176 252H172ZM202 253V252H201ZM128 254V253H127ZM136 254V253H135ZM162 254V253H161ZM179 254V253H178ZM205 254H206V252H205ZM37 255V254H36ZM113 255V256H114ZM120 255H121V253H120ZM180 255V254H179ZM57 256V255H56ZM84 256H86V255H84ZM92 256V257H93ZM118 256H119V254H118ZM135 256V255H134ZM141 256V255H140ZM165 256V255H164ZM197 256H199V255H197ZM202 256H203V254H202ZM91 257V256H90ZM122 257V256H121ZM129 257V256H128ZM132 257V256H131ZM167 257V256H166ZM170 257V256H169ZM48 258H50V257H48ZM111 258V257H110ZM110 258H106L107 259V261H108V259H110ZM118 258V257H117ZM124 259H125V257H123ZM139 258V257H138ZM138 258H136V259H138ZM161 258V257H160ZM171 258H174V256H172ZM179 258V257H178ZM178 258L177 259H173V260H171V259H168L169 261H167V258H166V261H165V264H176V263H174V260H178ZM205 258V257H204ZM203 258V259H204ZM17 259H21L22 261H24V262H21V261H17ZM43 259V258H42ZM81 259H84V258H81ZM91 259V258H90ZM93 259V258H92ZM101 259H103V260H101ZM105 259V260H106ZM114 259H116V258H114ZM119 259V258H118ZM136 259H134V260H136ZM159 259V258H158ZM163 259H165V258H163ZM162 259V260H163ZM182 259V258H181ZM221 259V258H220ZM232 259V260H231ZM26 260V261H25ZM40 260H41V258H40ZM45 260V259H44ZM43 260V261H44ZM48 260H50V259H48ZM47 260V261H48ZM80 260V259H79ZM129 260H130V257H129ZM216 260H218V259H216ZM224 260V259H223ZM239 260V259H238ZM42 261V260H41ZM46 261V260H45ZM78 261V260H77ZM112 261H114V260H112ZM117 261V260H116ZM124 261V260H123ZM137 261V260H136ZM203 261H205V259L203 260ZM208 261V260H207ZM212 261V260H211ZM221 261H222V259H221ZM251 261H249V262H251ZM25 262H27V263H25ZM36 262V261H35ZM38 262V261H37ZM118 262H119V260H118ZM130 262H132V261H130ZM160 262H162V261H160ZM177 262V261H176ZM181 262V261H180ZM234 262H236V261H234ZM231 263V264H235V263ZM248 262V263H249ZM261 262V263H262ZM41 262H39V264H40ZM46 263V262H45ZM56 263V262H55ZM64 263V262H63ZM75 263V262H74ZM87 263V262H86ZM113 263H115V262H113ZM182 263H183V261H182ZM207 263V262H206ZM210 263V262H209ZM247 263V264H248ZM256 263H253V264H256ZM261 263H258V264H261ZM46 264H49V263H46ZM51 264V263H50ZM66 264H68V262L66 263ZM76 264V263H75ZM78 264V263H77ZM83 264V263H82ZM85 264V263H84ZM98 264V263H97ZM109 264V263H108ZM117 264V263H116ZM135 264V263H134ZM139 264V263H138ZM164 264V263H163ZM201 264H203V263H201ZM236 264H238V262L236 263ZM245 264V263H244Z\"/></svg>","mask_w":264,"mask_h":264},{"label":"rangeland","instance_id":"2","mask_svg":"<svg viewBox=\"0 0 264 264\" xmlns=\"http://www.w3.org/2000/svg\"><path fill=\"white\" fill-rule=\"evenodd\" d=\"M8 0H0V5L1 6H3L4 5V3H6ZM16 1H19L20 2V4L19 5H22L21 3L23 2L22 0H16ZM22 1V2H21ZM38 1V2H37ZM67 1V2H66ZM102 1H104V0H35V2H34V0H26L25 2H23V6H20L21 8H15V11L13 10L12 11V13H15L14 15H12V16H17V15H21L22 14V16L21 17H23V16H25L26 15V17H25V19L23 20V21H27V22H29V20H33V21H30V22H32V26L33 27H40L41 25V28L42 27H45L46 26V23H45V16H46V14L50 11H53V9L55 10V8L56 9H58L59 8V6L60 5H65L66 6V10L71 14V12L75 15L76 13V19L78 18V17H81V20L83 19V21H81V22H83L84 24H82L78 19L77 20H74V21H72V24H71V20H68L67 22H70L69 23V25L66 23L65 25L66 26H64L65 28V30L61 33L62 34V36L58 39V47L57 48H54V49H51V54L52 55H54L55 57H57V56H61L62 58H65V59H68L69 61H72L71 63H69V65H74V66H76V67H72V66H70V67H66V70H71L72 72H74L75 70H76V68H78L81 64L80 63H75L76 62V57L77 56H79L80 55V53L82 54V50H81V48L83 47V45H84V43H86L87 42V40H99V43H100V49L97 51V54H99V55H101V56H104L103 57V59L102 60H100V62H98V63H96V65H95V69H93V71L94 72H91V71H88V72H84V73H80V74H78V75H74L72 72H70V71H67L68 73H65L64 74V76H73V80H78V82H76L74 85H73V88L72 89H66L65 91L64 90H61L62 92H64V93H61V91L59 90V91H55V93L54 92H49V91H45V90H36L35 88H32V89H30V91L29 90H27V91H25V93L24 92H22V93H20L19 91H16L15 93H13L12 95V97H15V98H13V99H15V100H12V101H10V102H5V104H4V106L3 107H6V108H3L2 109V107H0V111H4V112H10L11 111V114L12 115H10V118H9V121H10V123H12V125L11 124H7V130L9 131V130H11L12 129V127H14L13 129H12V131L14 132V133H12V131H9L10 132V134L12 135L11 136V141H12V143L14 142V144L15 143H18V144H20V145H23L22 144V141L24 140V136H21L20 134L21 133H23V131H21L20 129H22V130H24L25 132H30V133H32L33 131H36L37 129H38V126L40 125V126H47V127H45V128H47L48 129V132L43 136V138H41L40 136H38L37 134L38 133H35V136H34V139L35 140H37V139H39V140H37V142H39L40 144L42 143V142H44V143H42V144H44L45 146H43V147H45V148H47V150L51 153H49L48 151L46 152V150H45V148H43L42 149V151H39V152H42V153H44V154H48L49 155V162H47L49 165L50 164H55L56 163V161H58L59 159H56L55 157H59L60 158V160H62L61 161V163L63 164V163H65V164H63L62 165V167H59V168H56V171L57 172H59V171H62L64 174H67L66 176H70V175H72L73 176V179H75V180H78L77 182L79 183V182H81V183H79V184H81V185H78V186H81V187H76V184L75 183H72V184H70V183H67V180H62V181H60L59 180V178L57 179H55V175L52 177L53 178V180L55 179V181H57V182H55V181H53V180H51L52 178L50 177V176H52L53 174H49L50 176V178H48L47 180H46V178L47 177H45V176H47V174L45 173L46 171H47V167L46 168H43V167H40V168H36V166H38V165H36L35 166V163L33 164L32 162H34V160L33 159H31V158H28L27 159V161L28 162H26L27 164L26 165H28L29 163H31V164H33V166H31V167H33L34 168V170L36 171V172H34V173H36L37 175H35L34 173V175H33V183L37 186V188H39L38 186H39V182L41 181L40 179H38L39 178V176H40V178L42 179V177H44V179H45V181L44 182H46L45 184H44V186L45 187H47L48 189H50L48 192H47V195H45V197H44V194H43V191H44V188H42V190H39V198L40 199H38L37 200V202H38V204H37V202H36V204L35 203H32L30 206H28L30 209L32 208H36L37 206L36 205H38V207H43L44 208V210H45V212L46 213H53L54 215H56L57 217H61L63 220L65 219V217H68L69 216V212H70V206H69V203H67V204H64V203H62L61 201L62 200H64L65 198H63L62 199V197H64V196H67L68 195V198L66 197V199H68V200H79L80 202H81V208H85V207H87V205H89V204H91L92 202H87L86 200L87 199H89V201H91V199H92V201H93V199H95V200H97L96 198H98V199H105L106 197V199H108V198H110V196L112 195V196H114V197H112L111 196V199L112 200H114V201H116V202H114V201H109L110 203H118L119 205H121V206H123L124 204H126V202L129 200V201H131V199L133 200V199H136V200H138L139 201V203H141V202H143L142 204H144V202H149V203H146L145 204V206L143 205L142 206V204L137 208V209H135L136 210V213L135 212H131V216L133 215V216H135V217H142V220L146 223V222H148L149 221V218H151V222H154V220L156 219V218H158V216H160L161 214H163V213H167L166 215L164 214V215H162V216H165V219L166 218H168L169 220H167L166 219V223H164V225L163 226H160V221L162 220V222H164L163 221V217H161L160 216V220H158V222H159V226H157V228L155 227L156 225H158V223H155L156 225H153L154 223H152V225H150L151 226V228L150 227H148V223H144V222H142V226L144 227V225H147V226H145L146 228H148V229H146L145 228V230H147V233H146V231L145 232H143L142 234L143 235H139L140 236V241L142 242L143 240H144V242H139V240L137 241V240H135V241H133V239H136L135 237L133 238V235H131L130 236V240H131V242H132V246H130V247H128L129 249H123V247H121V244L119 243V241H118V238H117V236L115 235V233L114 232H112V231H110V230H108V229H106L105 227L104 228H102L103 230L104 229H106V231H103L102 229H101V235H104L103 237H99L100 235H98V236H95V235H97L98 233H97V228H94V230H93V228L92 229H90L91 231H89L91 234H89V233H86L85 232V229H83L84 230V232H83V230H82V228H81V230L79 229V227H74V229H76L75 231H74V235H75V237H76V240H79V241H75V244L78 246V250L80 251V250H82V252L80 251V255H81V257L79 258V259H73V261H72V263L73 264H143V258H144V255H142L143 253L140 251V249L139 248H141V249H144V248H146V247H149L150 249H148V250H150L152 253H154V251H155V249H156V251H155V253H154V260H157L158 262H159V264H165V261H166V258H167V261H169L168 259H171V260H173V259H177L178 257V260H174V263H176V264H201V263H203V264H213V263H223V262H225L227 259L225 258V257H217V258H213V259H211V260H209V259H206V256H208V254H209V252L207 251V250H205V249H201V252L199 251L200 250V248L199 249H197L196 247H191V246H188V248H187V246L186 247H184L185 245L184 244H182V245H184L183 247H181V249L179 248V247H173L174 245H176V246H178V245H180L181 244V240H182V237L180 236V235H182L183 236V233H182V230H183V228L185 227V226H182L181 228H182V230H180L179 229V227H180V224H183V222H181L180 220H182V218L181 217H183L182 216V214H183V207L185 206H187V204H189L190 202H191V200L194 198V197H192V195H193V193H194V195H195V192H197L198 193V191H199V193H200V191H201V193L200 194H202V196H200V197H202V198H204V199H202L201 198V200H203L204 202H205V205L204 206H206V207H212V208H214L215 206H218L219 205V207H222V209H221V214L220 213H218L217 214V218H213V220L212 221H214L213 223V225L212 224H210V226H209V229H207V230H205V231H203L201 234H202V236H203V238H206L207 236H209L208 234H210V233H207V232H211V230L212 231H216L217 233H225V232H227V234H229V236H231L233 233H235V232H237V233H241V235L242 236H244V238L246 239V240H248V241H250L251 239L253 240V239H255V238H261L262 240L264 239V203L263 204H261V201H257V199H258V197L257 196H255V195H257L255 192H254V184L253 185H249V182H251L253 179V181L254 182H256V181H260V180H262V178L264 177H262L261 176V174H260V172H256V175L255 176H251V174H249L248 175V173L247 172H250V171H252L251 173H253V174H255V169L257 168V167H261V168H263L264 167V154H263V152H261V153H258V155L259 156H261V158H259V160L261 161H258V162H260V163H258V164H255V163H253V165L254 166H256V167H254V166H252L251 167V163L249 164V166L251 167V169H250V167L248 166V164H245L244 166H246L247 165V167H245V168H247L246 169V173H247V175H248V177H250V178H247V179H250L251 180V177H252V180L251 181H247L248 182V184H247V182L246 181H241V182H239V184L241 183H245L246 182V184H243V185H241L242 187H244L245 185V188H248L249 190H247V191H245V193H247L249 196H253L254 197V199H253V197L251 198V199H253L252 200V202H254V204L251 202V204L249 205V206H247V205H245V203L243 202L242 204H239L238 202H239V197L237 198V196L238 195H236L237 194V188L236 187H241V186H236V185H233V187H234V190H233V188H230V187H228V188H226V189H228V190H230L231 191V194H230V192L227 194V193H225V199H223V195L221 196L220 194H222V193H220L221 192V190H223L222 188L223 187H221L220 186V183L217 181L218 179H219V176H214V175H212L211 176V174H210V172H209V170H208V168L206 167V165L207 164H199V163H201L200 161H199V159H198V157L197 158H194V157H191L190 159L192 160V165H195V167L194 168H198L197 170L196 169H193V168H191V167H193V166H191V162L190 161H188V160H190L189 159V157L187 156L188 154H184V156L186 155V157L184 158V156H183V154L182 153H184V152H186V150H185V144H186V140L185 139H183L184 137H183V135H180L179 134V132H176L177 130L174 128L173 129V131L175 132L174 134V136H172V138H168L166 135H165V133L164 132H162V131H158V130H154L155 132L152 134V133H148V132H145V131H143V130H141V128L143 129V126L145 125V123H146V125H148V123H150L151 122V120H153V117H155V113H158V115H165L166 117L168 116V114L169 113H171V114H176V112H177V109H176V107H174V106H170L169 104H168V106H163V105H159V107L161 108H159L158 107V105H155V107H153V110H152V112H155L154 113V116L152 117V115H150V116H148V111H146L145 109H143V108H141L140 109V111L139 112H141L140 113V115L139 114H136V112H133L134 111V109L131 107V105L130 106H128V107H123V106H119L120 107V113H119V115L118 116H116V118L114 119V120H106L105 122V125H99L98 126V124H95L94 122H91V118L88 116V115H85V114H82V115H80V116H78V115H75V114H73V112H74V110L76 109L75 108V103L74 102H72V101H74L75 100V96H78V95H81V93H83V91L84 90H87V92L90 94L89 95V97H91L92 99H95V100H104V99H107V98H110L111 97V95L112 94H114L115 92H119V87L117 88V86L118 85H120V84H127V85H134V87L136 86H142V87H148V86H151V85H155V86H160L161 85V83H160V81L161 82H164L166 79H173V78H175V79H180V77L182 78H189V77H191V72L192 71H190V69H189V67L191 68V69H193V64L195 63V61L196 62H199V61H204V63H203V66L204 65H207L208 63H209V65H207L208 66V68H210L209 66L212 64V66H216L217 67V65H219L218 67L220 68L221 67V65H226V67H230V65L231 66H234L235 67V65H236V68H238V67H240V69H241V67H242V69H243V67H244V69L243 70H247V74H243V75H240V76H238V78L236 79L237 80V83L239 84V86H240V88H242L241 89V93H239V94H230L229 95V99L227 100V102L225 103V106H227V107H230V108H232V109H234V108H238L239 107V109L240 110H245V109H247L248 110V112L249 113H252V111L254 112V108H257L259 105L261 106V105H263L264 104V102L263 101H261V100H264L263 98H264V60H260V59H262V56H261V58L259 59V60H255V61H252L251 59H247V60H245V61H243V63L241 62V65L240 64H238V63H235V62H233V60L231 59L230 60V54H229V52L230 51H225L226 53H228V54H225V52H223V51H219V52H221V53H218V54H220V55H216V53H214L212 50L213 49H216V51L218 50L217 48H215V43H216V41H218V40H220V41H222L223 43H225V44H230V45H228L229 46V48H231V46H233L235 49L234 50H236V49H238L239 47H241L245 42V44L244 45H248L247 43H249V42H251V43H249L250 45L249 46H253L254 44H253V40H246V38H245V41H244V43H242L241 41L242 40H240V37L242 36L241 34H239V32H236L235 30L236 29H232V28H235L234 26H231V24H229V25H227V24H223L222 26H224V28H226L228 31L230 30H232V33H229L227 30H223L222 28H221V26H220V24H218V23H216L215 22V24L216 25H218V26H216V25H214V23H212L213 25H214V27H212L211 26V23L210 22H212V21H209L208 20V22L207 21H204V22H202V23H199L198 21H195V20H193V18H191L190 16H189V14H187L186 12H184L183 10H182V7H183V4H181L180 3V1H177L176 3H174V6H172V2H174L173 0H150V1H148V0H146V2L145 1H141V0H128V3H130L132 6H143V5H147V6H151L150 7V12H148V13H146L145 15H147V16H145V15H143V14H141V16H139L140 14H139V12H135L134 11V13H133V15H138L139 16V18L140 19H142V22H141V20H137V19H134V21H132L130 18H132V17H130V15L132 14V13H130L129 11H125V12H123L122 14L120 13L119 14V19H117L115 22L113 21L114 19L112 18V19H103L104 17H103V15H102V13L99 11V8L102 6V4H101V2ZM131 1H133L132 3H131ZM141 1V2H140ZM153 1V2H152ZM213 1H215V3L218 1L219 2V0H213ZM18 2V3H19ZM41 2V3H40ZM140 2V3H139ZM151 2V3H150ZM155 2H156V4H155ZM2 3H3V5H2ZM30 3H32V4H30ZM35 3V4H34ZM40 4V5H42V6H40V5H38V4ZM45 3H47V4H45ZM93 5H92V4ZM96 3V4H95ZM149 3V4H148ZM26 4H29V5H31V6H27ZM90 4V5H89ZM139 4V5H138ZM143 4V5H142ZM244 4H246V3H244ZM37 5V6H36ZM45 5V6H44ZM49 5V7H47ZM72 5H74V6H72ZM77 5V6H76ZM80 5V6H79ZM96 7H95V6ZM35 6V7H34ZM71 6V7H70ZM99 6V7H98ZM164 6V7H163ZM170 6V7H169ZM176 6V7H175ZM213 6H215V4H213ZM4 7V6H3ZM44 7V9L45 10H47V11H44V9H42ZM161 7V8H160ZM5 8V7H4ZM3 8V9H4ZM8 9L7 10H9L8 12H11V10L13 9L12 7H7ZM29 8V11L27 10ZM34 8V9H33ZM41 8V9H40ZM48 8V9H47ZM71 8V9H70ZM89 8V9H88ZM90 8H93L92 10L90 9ZM97 8H98V10H97ZM158 8V9H157ZM173 8V9H172ZM3 9L1 10V7H0V10H1V12H0V22H2L3 23V21H5V22H7V20H8V17L5 15V14H2L3 12ZM18 9V11H21L20 13H17L16 12V10ZM24 9H26L25 11H24ZM30 9H32V10H30ZM101 9V8H100ZM160 9V10H159ZM34 10H36V11H34ZM59 10V9H58ZM74 10V11H73ZM135 10V9H134ZM166 10V11H165ZM22 11H24V12H22ZM71 11V12H70ZM75 11H77V12H75ZM93 11V12H92ZM97 11V12H96ZM167 11L168 12H171V11H173V12H179V16L180 17H184V19H186V20H189L190 21V23L188 22L187 24H181V23H172V22H169V24H167V25H163L162 23L164 22L163 21V18L165 17L164 15H166V13H167ZM126 12H129V14L128 13H126ZM165 12V13H164ZM24 13V14H23ZM98 13V14H97ZM101 13V14H100ZM152 13V14H151ZM45 14V15H44ZM95 14H97V16L95 15ZM125 14V16H123V17H126V18H123L122 16H120V15H124ZM29 15H31V17H27V16H29ZM34 15V16H33ZM41 15H43V16H41ZM149 15V16H148ZM162 15L164 16L163 18H162ZM4 16V17H3ZM93 16V17H92ZM132 16V15H131ZM143 16H145V17H143ZM153 16V17H152ZM14 17H12V18H14ZM19 17V16H18ZM37 17V18H36ZM42 17V18H41ZM128 17V18H127ZM142 17V18H141ZM20 18V17H19ZM28 18H32V19H29L28 20ZM33 18H35V19H33ZM41 18V19H40ZM101 18V19H100ZM134 18V17H133ZM135 18H137V17H135ZM149 18H152V19H150L149 21H147ZM4 19V20H3ZM45 19V20H44ZM80 19V18H79ZM126 19V20H125ZM153 19H155V20H153ZM161 19V20H160ZM36 20H37V23H36ZM120 20V21H119ZM160 20V21H159ZM80 23H79V22ZM104 21H106V23H103ZM138 21V22H137ZM41 22H44V23H42L41 24ZM79 23L80 24V26H81V34H79L78 36H77V39H75V37L73 38V40H74V43L76 44V45H72L71 43H70V40L72 39V37H70V38H68V34L71 32V29L73 28L72 26H74V24L75 23ZM111 22V23H110ZM160 22V23H159ZM34 23V24H33ZM39 23V24H38ZM123 23H126V24H124V25H126L128 28H133L132 30H134V33L130 36V38H129V40L126 42V43H120L119 41H120V38L122 37L121 36V34H120V30L117 28V24L118 25H120V26H122L123 25ZM206 23V24H205ZM101 24H104V25H102L101 26ZM128 24V25H127ZM175 24V25H174ZM204 25V26H201V25ZM222 24V23H221ZM35 25V26H34ZM43 25H45V26H43ZM68 25V26H67ZM76 25V24H75ZM113 26L114 27V30L110 33V32H108V33H106L107 31H104L102 28L103 27H105V26ZM136 25H138L137 27H136ZM190 25V26H189ZM84 26V27H83ZM134 26V27H133ZM149 26H152V27H149ZM199 26V27H198ZM205 26H207V27H205ZM228 27V28H227ZM86 28H88L89 29V31H86ZM109 28H111V27H109ZM130 28V29H131ZM134 28H137V29H134ZM148 28H151V29H148ZM154 28H156V29H165L164 30V32H166L165 34H167V33H169L168 31H171V32H175V30H173V29H176L177 30V32H179V33H175L176 35H173V37H172V40L173 41H175V39L178 37V36H180L182 33H186L187 35H189V36H191V37H193V41H192V43H189L187 46H185V48H175V47H173V45H172V43L171 44H166L165 46H167V47H165V46H160V45H158V44H151V45H148V46H146V45H142V37H140V35L136 32V30H138V29H148L150 32L151 31H153L154 32V34H153V32H151V35H152V37L154 38L155 37V35H156V29H154ZM179 28V29H178ZM210 28H212V30L210 29ZM214 28H216V29H214ZM218 28H221V29H219V30H217ZM67 29H68V31H69V29H70V31L69 32H67ZM112 29V28H111ZM209 29V30H208ZM214 29V30H213ZM168 30V31H167ZM221 30V31H220ZM21 32H19L20 33V35L21 34H23L24 32H25V30H20ZM83 31L84 32H89V34H87L86 36H84V35H82V34H84L83 33ZM190 31V32H189ZM191 31H193V32H191ZM226 31V32H225ZM170 32V33H171ZM189 32V33H188ZM212 32H214L213 34H212ZM192 33V34H191ZM211 33V34H210ZM228 34V35H226L225 36V34ZM26 33H24L23 35H25ZM139 35V37H138V35ZM216 34V35H215ZM63 35H65V36H63ZM66 35H67V37H66ZM115 35V36H114ZM196 35V36H195ZM208 35V36H207ZM209 35H211V37L210 38H206V37H209ZM230 35V36H229ZM82 36H84V38H80V37H82ZM93 36V37H92ZM133 36H136V37H134L133 38ZM212 36H213V38H212ZM217 36V37H216ZM229 36V37H228ZM232 37V38H231ZM237 37V38H236ZM78 38H80V40H82L83 39V41H79L78 40ZM118 38V39H117ZM139 38L141 39V40H139ZM219 38V39H218ZM214 39V40H213ZM222 39H224V40H222ZM230 39H232L231 41H230ZM14 40L15 41H12V42H17L18 41V39L17 38H14ZM76 40V41H75ZM135 40H136V42H135ZM238 40H240V42L238 41ZM22 41H25V39H22ZM138 41V42H137ZM65 42V43H64ZM130 42V43H129ZM195 44H194V43ZM201 42H203V43H201ZM227 42H229V43H227ZM234 42V43H233ZM264 42V41H263ZM263 42H261V44H262V46L264 47V43ZM68 43V44H67ZM132 43H134V44H132ZM137 43H139V44H137ZM197 43V44H196ZM207 43V45H209V46H207V45H205V44ZM204 44V45H203ZM235 46H234V45ZM64 45V46H63ZM154 45V46H153ZM211 45V46H210ZM213 45V46H212ZM240 45V46H239ZM73 46V47H72ZM108 46V47H107ZM139 47V48H138ZM164 47V48H163ZM70 48V49H69ZM120 48H122V49H120ZM137 48V49H136ZM162 48V49H161ZM190 48H192V49H190ZM198 48V49H197ZM209 50H208V49ZM64 49H66V50H64ZM69 49V50H68ZM117 49V50H116ZM145 49V50H144ZM149 49V50H148ZM184 49V50H183ZM41 50H43V48L41 49ZM120 50V51H119ZM122 50V51H121ZM127 50H129V51H127ZM175 50V51H174ZM187 52H186V51ZM190 50V51H189ZM192 50H194L196 53H193L194 51H192ZM204 51L205 53L208 51L209 53H210V55L209 56H211V57H209V58H207V55H208V52H207V54L206 55H204V54H202V52L201 51ZM39 49L37 50V49H27L26 50V52H25V54L27 55V54H29V55H31L30 53H32V55L33 54H35V52L37 53H39ZM72 51V52H71ZM102 51H104V53L102 52ZM179 51V52H178ZM192 51V52H191ZM198 51V52H197ZM215 51V50H214ZM28 52V53H27ZM123 52V53H122ZM125 52H127V53H125ZM133 52V53H132ZM181 52V53H180ZM190 52V53H189ZM213 52V53H212ZM58 53V54H57ZM102 53V54H101ZM108 53V54H107ZM148 53V54H147ZM173 53V54H172ZM176 53V54H175ZM192 53V54H191ZM24 54V55H25ZM121 54L124 56H121ZM152 54V56H150ZM185 56H184V55ZM193 55V54H195V55H193V56H191V57H195V61L193 60V58H190V56H188V55ZM222 54H225V55H223V56H225V57H229V59H227V58H224L223 56H221ZM13 55V54H12ZM106 55H108V56H106ZM136 57H135V56ZM140 55V57H138ZM142 55V56H141ZM164 55H166V56H164ZM170 55V56H169ZM172 55H174V56H177V57H179V58H177V57H175L174 58V56H172ZM23 56V55H22ZM22 56H19V57H22ZM92 56H94V55H92ZM204 56V57H203ZM216 56H219V57H216ZM10 57H12L11 55H10ZM159 57V58H158ZM164 59H163V58ZM186 57H187V59H186ZM200 57V58H199ZM204 59H206V60H204ZM206 57V58H205ZM217 58V59H215V58ZM106 58V59H105ZM147 58H149V59H147ZM166 58H168V59H166ZM189 58H190V60H189ZM197 58H198V60H197ZM202 58V59H201ZM264 58V57H263ZM113 59V60H112ZM138 59V60H137ZM152 59H153V61L154 62H152ZM208 59V60H207ZM212 59V61L215 59V60H217V61H219L220 60V62H215V61H209V60H211ZM223 59V60H222ZM107 60V61H106ZM129 60H130V62H129ZM150 60V61H149ZM170 60H172L171 62H170ZM184 60V61H183ZM193 60V61H192ZM129 63H128V62ZM180 61V62H179ZM226 62V64H225V62ZM228 61V62H227ZM258 61H261V62H258ZM106 62H108V63H106ZM125 62V63H124ZM150 62V63H149ZM152 62V63H151ZM207 62V63H206ZM121 63V64H120ZM155 63V64H154ZM158 63V64H157ZM159 63H160V65H159ZM206 63V64H205ZM211 63V64H210ZM259 63V64H258ZM260 63H262V64H260ZM127 64H130V65H128L127 66ZM178 64V65H177ZM191 64V65H190ZM214 64V65H213ZM221 64V65H220ZM245 64V65H244ZM248 64V65H247ZM251 64H253V65H257V66H260L259 68V72H257L256 70H253V69H250V66L249 65H251ZM68 65V66H69ZM149 65V66H148ZM186 65V66H185ZM228 65V66H227ZM238 65V66H237ZM243 65V66H242ZM119 68H118V67ZM120 66H121V68H120ZM148 66V67H147ZM155 66V67H154ZM174 66V67H173ZM206 66V67H207ZM135 68V70H136V72H135V70H134V68ZM137 67H138V69H137ZM140 67H143V69H141ZM156 67H158V68H156ZM179 67H181V68H179ZM184 67V68H183ZM205 67V66H204ZM205 67V70H204V72H206V73H212V71L214 72V71H216V70H218L219 68L217 67V69H216V67H211L210 68V70L208 69V68H206ZM248 67V68H247ZM125 68V69H124ZM133 68V69H132ZM149 68V69H148ZM166 68H167V70H166ZM246 68V69H245ZM73 69V70H72ZM118 69H119V71H118ZM160 69V70H159ZM162 69H164V71L162 70ZM180 69V70H179ZM111 70V71H110ZM122 70V71H121ZM124 70H126L127 72L130 70L131 72H133V73H131L130 71H129V73H127L126 74V72L124 71ZM143 70V71H142ZM178 70V71H177ZM116 73H115V72ZM138 71V72H137ZM145 71H151V72H145ZM179 71H181V72H179ZM117 72H124V73H117ZM141 72H144V73H141ZM163 72V73H162ZM154 73V74H153ZM156 73H158V74H156ZM161 73V74H160ZM176 75H175V74ZM181 73V74H180ZM254 73V75H252ZM260 74V76L258 77V75ZM71 74V75H70ZM111 74L112 75H117V76H111ZM139 74H141L140 76H139ZM153 74V75H152ZM150 75L152 76V78H153V76L155 77V75H156V78L157 77H159L157 80H156V78H150ZM175 75V76H174ZM179 75V76H178ZM185 75H186V77H185ZM187 75H189V76H187ZM249 75V76H248ZM252 75V76H251ZM109 76H111L110 78H109ZM142 76H143V78H142ZM148 76V77H147ZM170 76V77H169ZM172 76V77H171ZM247 76V77H246ZM253 76H257V77H253ZM1 77H4V76H1ZM145 77L147 78V80L145 79ZM163 77V78H162ZM134 78H135V80H134ZM142 78V79H141ZM118 79V80H117ZM150 79V80H149ZM155 79V80H154ZM160 79V80H159ZM119 81H122V82H119ZM150 81H152V82H150ZM240 82V83H239ZM244 82H246V83H244ZM120 83V84H119ZM159 83V84H158ZM108 85V87H106L107 85ZM143 84V85H142ZM247 84V85H246ZM101 85V86H100ZM106 85V86H105ZM102 87V88H101ZM105 87H106V89H105ZM250 87V88H249ZM79 88H80V90H79ZM114 88V89H113ZM34 89V90H33ZM84 89V90H83ZM110 89H111V91H110ZM251 89V90H250ZM33 90V91H32ZM96 92H95V91ZM103 90V92L101 93V92H98V91H102ZM172 89H170V90H168L167 92L169 93V94H173L174 93V91L172 92L171 91ZM249 91V93H247V94H245V93H242L243 91ZM37 91V92H36ZM39 91V92H38ZM41 91V92H40ZM170 91V92H169ZM46 92V93H45ZM37 93V94H36ZM106 93V94H105ZM263 93V94H262ZM20 94V95H19ZM46 94H48V95H46ZM59 94V95H58ZM97 94V95H96ZM105 94V95H104ZM256 95V97H254L255 95ZM17 95V96H16ZM44 95H45V97H44ZM62 97H61V96ZM245 95H250V96H252V97H250V96H248L247 98H246V96ZM262 95V96H261ZM61 97V98H59V97ZM238 96V97H237ZM244 96V97H243ZM47 97V98H46ZM245 99V101H244V99ZM250 97V98H249ZM18 98V99H17ZM64 98V99H63ZM253 98V100L254 101H257V102H255L256 103V105H253V104H255L254 103V101L253 100H250V99H252ZM257 98V99H256ZM258 98H259V100H258ZM58 99V100H57ZM61 99V100H60ZM250 101V104H248L249 103V101ZM25 100V101H24ZM33 100H35V101H33ZM47 100V101H46ZM28 101H31V102H29L28 103ZM38 101V102H37ZM40 101V102H39ZM49 101V102H48ZM58 101V102H57ZM71 101V102H70ZM253 101V104L251 103ZM261 101V102H260ZM22 102H23V104H22ZM52 102V103H51ZM231 102V103H230ZM19 103V104H18ZM32 103V104H31ZM34 103V104H33ZM48 103V104H47ZM235 103H237V104H235ZM262 103V104H261ZM12 105L13 106V104H15V106L14 107H16L15 109H13L14 107H10V109H9V106L7 107V106H5V105ZM20 104H22V105H20ZM32 105V106H30V105ZM25 105V106H24ZM233 105H235V106H233ZM44 106V107H43ZM157 106V107H156ZM246 106L248 107V108H246ZM249 106H251V107H249ZM254 106V107H253ZM23 107H26V110L27 111H25L24 109H23ZM48 107V108H47ZM12 108V109H11ZM20 108V109H19ZM45 110H43V109ZM88 108V105H86L84 102H81L80 103V109L82 110L81 112H84L86 109ZM121 108H122V110H121ZM158 108V109H157ZM17 109V110H16ZM34 109H37V110H34ZM127 109V110H126ZM12 110H15V111H13L12 112ZM25 112H27V113H25ZM29 110H33V111H30V112H28ZM59 110V111H58ZM94 110V109H93ZM168 110V111H167ZM251 110V111H250ZM51 111H54L53 113H54V115H57V116H55L57 119L58 118H60V119H58L61 123H62V118H63V120H64V122L63 123H65L66 121H72L73 122V120H74V122H76V121H79L81 124H79V122L78 123H75V124H78L77 126H79L80 125V127L81 128H86V129H89V128H91L90 130H93V132L95 133V131H96V129H97V131H96V134H95V136H92L91 137V135L90 136H88V137H90V138H88L89 140H91V142L89 141V143H88V140H87V137H85V141H87V143L89 144L88 146H93L92 144H94V146L93 147H91V148H89L88 147V152H93V151H95V153H92L93 155H91V157H89L90 156V154H85L87 157H89V158H92V159H89V158H87V160H84L83 162L82 161H78V160H76L75 158H76V156L74 155V154H72V151H70L71 150V147L69 146V151L71 152H69V151H67L66 150V153L67 154H65V151H63L64 153H63V156L61 155L62 153H60L61 152V150H60V152H59V149L58 148H56V147H51V141L49 140V139H52V141H55V142H57V141H63V142H65V141H67L69 138L68 137H72V136H69L68 135V137H66L67 136V134H65L64 132H58L59 131V129H57V128H55L53 125V123H52V121H50V117L53 115L52 114V112ZM57 111V112H56ZM158 111V112H157ZM221 111H222V109L221 108H217L216 110H215V112L217 113V114H220L221 113ZM15 112L16 113H20V114H18V116H17V114H15ZM33 112V113H32ZM64 112H69V114L68 115H66V116H64L63 115V113ZM127 112H129V114H127ZM162 112L164 113V114H162ZM7 113V114H8ZM25 113V114H24ZM28 113H30L29 114V117H28ZM56 113V114H55ZM94 114H95V116H96V114H97V112L96 111H94ZM134 114H135V116H134ZM205 114V115H204ZM15 115H16V117H15ZM21 115V116H20ZM33 115V116H32ZM48 115H50V116H48ZM58 115H60V116H58ZM99 115H101V114H99ZM129 115H132V116H130L129 117ZM202 116H201V118H202V120H203V122H205L206 123V130L208 131L207 132V134H205V135H203V137H202V142L203 143H205V144H212V143H219L222 139L221 138H223L222 137V135H221V128L223 127V126H218V125H220L219 123H216V124H212L211 122H209L208 120H209V116L206 114V113H204V112H202V114H201ZM13 116V117H12ZM32 117V119H31V117ZM41 116V117H40ZM67 116L69 117V118H67ZM71 116H73V117H71ZM75 116V117H74ZM103 116V115H102ZM205 116H208V117H205ZM17 117H20V118H17ZM44 117V118H43ZM17 118V119H16ZM26 118V119H25ZM74 118V119H73ZM102 118H106V117H102ZM127 118V119H126ZM143 118H146V120H144L143 122H142V119ZM13 119L15 120V121H13ZM20 119V120H19ZM67 119H69V120H67ZM71 119V120H70ZM19 121V122H17V121ZM36 120H38V121H36ZM42 120V121H41ZM45 120V121H44ZM47 120H49V121H47ZM124 120H126V121H124ZM150 120V121H149ZM21 121V122H20ZM83 121H84V123H83ZM85 121H89V122H86L85 123ZM135 121V122H134ZM22 122H24V123H26V124H23ZM30 122V123H29ZM36 122H38V123H36ZM41 122L42 123H44V124H46V125H44V124H41ZM69 122H66V123H69ZM108 122V123H107ZM130 122H132V123H130ZM18 123V124H17ZM36 123V124H35ZM53 124V125H52ZM83 124V125H82ZM89 124V125H88ZM95 125L96 127H93V126H91V125ZM212 124V125H211ZM17 125H18V127H20L21 125H24V126H21L20 127V129L19 128H17ZM32 125V126H31ZM87 125H88V127H87ZM12 126V127H11ZM27 126V127H26ZM31 126V127H30ZM40 126H39V128H40ZM50 126H51V129H50ZM83 126H86V127H83ZM91 126V127H90ZM98 126V127H97ZM140 126V127H139ZM3 127H4V125H3ZM11 127V128H10ZM33 127H36V129L35 128H33ZM210 127V128H209ZM10 128V129H9ZM17 128V129H16ZM41 128H44V127H41ZM53 128V129H52ZM94 128H95V130H94ZM186 126L183 124V131H185L186 129ZM35 129V130H34ZM101 129V130H100ZM187 129H188V127H187ZM212 129V130H211ZM214 129V130H213ZM217 129V130H216ZM19 130V131H18ZM55 130H56V132H55ZM99 130V131H98ZM176 130V131H175ZM216 130V132L217 133H219L220 132V134H216V132H214ZM54 131V132H53ZM107 131V132H106ZM258 131V130H257ZM98 132H100V134H103V133H107L106 135L105 134H103V135H100ZM111 132V133H110ZM122 132V133H121ZM214 132V133H213ZM50 133H51V135H50ZM123 133H125V134H123ZM257 133V137H259L258 139H256V141H254L256 144H254V142H253V144L254 145H256L255 146V148H258L257 147V144L258 143H260V142H262V144H258V146L260 147H262L261 149L259 148L258 150H259V152H260V150L261 151H263L264 150V135H263V132L259 129V131L258 132H256ZM19 134V135H18ZM62 134H64V135H62ZM114 134H120L123 138H124V136H125V140L128 142L129 140H130V142H133V141H137V139H149L151 136H154L153 137V140H155V142L157 143L156 145H158L162 150H164V151H166V152H168V154H170V155H168L167 154V156H168V158H169V156L170 157H172V159L174 158V160L176 159L177 160V162H176V160H175V163L173 162V161H170V160H172V159H168L167 161H166V165H165V169H166V172H165V174H167V175H169L170 174V176L171 177H173L174 178V176H175V174H177V175H180V176H177V177H180V179L179 178H177L176 176H175V180L174 181H172L173 179L171 178V181L170 182H172V183H170L169 182V180H170V176L168 177V176H166L165 174H161V175H165V177H167V178H160V177H163V176H159L160 174L156 171V172H154V170L152 169V168H148L147 169V167H151L150 166V162L146 159L145 160V157H143V155H139V154H137V152H135V151H127L124 147H113L114 149H112V147L110 146V145H104V146H102L101 144H103L101 141H99V138H101L102 136H107V137H109V136H111V135H114ZM129 134V136H127V135ZM139 136H138V135ZM144 134H146V135H144ZM149 134V135H148ZM177 134V135H176ZM211 134V135H210ZM214 136H213V135ZM66 135V136H65ZM221 135V137H218V136H220ZM48 136H49V139H48ZM99 136V137H98ZM136 136V137H135ZM142 138H141V137ZM55 137V138H54ZM94 137H96V138H94ZM128 137V138H127ZM146 137V138H145ZM179 137H181V138H179ZM183 137V138H182ZM208 137H210V138H208ZM215 137H217V138H215ZM62 140H61V139ZM73 138V137H72ZM152 138V137H151ZM158 138V139H157ZM214 138V139H213ZM261 138V139H260ZM10 139V138H9ZM15 139V140H14ZM40 139H44V140H40ZM53 139H56V140H53ZM64 139V140H63ZM157 139V140H156ZM166 139V140H165ZM173 139H174V142H173ZM212 139V140H211ZM220 140V141H218V140ZM69 140H71V139H69ZM95 142H97L96 144L94 143V141ZM180 140V141H179ZM183 141V143H182V141ZM210 142H209V141ZM215 140V141H214ZM258 140H259V142H258ZM16 141V142H15ZM42 141V142H41ZM48 141H50L49 143L50 144H48V145H50L49 147H47V143H48ZM93 141V142H92ZM99 141V142H98ZM101 142V143H100ZM161 142V143H160ZM166 142V143H165ZM169 142V143H168ZM67 143V142H66ZM86 143V142H85ZM173 143V144H172ZM3 144L4 143H2V146H3ZM7 144V145H6ZM6 144H4V147L6 146V147H8V145H10V144H8V143H6ZM98 144V145H97ZM165 144V145H164ZM177 144V145H176ZM96 145V146H95ZM101 145V146H100ZM169 145L170 146H172V147H169ZM178 145H180V148L182 147V148H184V150L185 151H183V149L181 150H179V146ZM182 145V146H181ZM200 145V144H199ZM199 145H196L195 146V148H196V150H198V152L199 153H201L202 151H203V147H201L200 148V146ZM106 146V147H105ZM162 146V147H161ZM9 147H11V145L9 146ZM103 147V148H102ZM163 147H164V149H163ZM100 149L101 148V150L103 151H101V150H96V149ZM104 148H107V150L108 151H110V154L109 155H107V153H108V151L106 150V149H104ZM168 148H170V149H168ZM50 149V150H49ZM90 149V150H89ZM94 149V150H93ZM41 150V149H40ZM92 150V151H91ZM169 150V151H168ZM96 151H98V153L99 154H97L96 156H95V154L97 153ZM99 151H101V153H103L101 156H100V152ZM111 151L113 152L112 154H111ZM118 151L120 152V153H118ZM123 151V152H122ZM11 152V151H10ZM107 152V153H106ZM134 152V153H133ZM178 152H180V153H178ZM231 151H229V153H230ZM58 153H60V154H58ZM123 153V154H122ZM136 153V154H135ZM172 153V154H171ZM56 154L58 155V156H56ZM67 156V155H71L70 157H72L71 159L74 161V159H75V162L76 163H74L70 158H68V156L66 157L65 155ZM134 154V155H133ZM181 154V155H180ZM262 154V155H261ZM52 155V156H51ZM84 155V156H85ZM174 155V156H173ZM177 155H179V156H177ZM54 156V157H53ZM75 158H74V157ZM85 156V157H86ZM94 156H95V158H97V159H93L94 158ZM107 156V157H106ZM109 156H111V157H109ZM117 156V157H116ZM119 156H121V157H119ZM122 156H123V159H122ZM133 156V157H132ZM134 156H136V157H139L138 159L136 158V157H134ZM140 156H142V157H140ZM182 156V157H181ZM51 157V158H50ZM114 157V158H113ZM182 158V159H180L179 160V158ZM53 158L54 159H56V161L54 160L53 161ZM62 158V159H61ZM63 158H65V159H63ZM100 158H102V159H100ZM108 158V159H107ZM111 158H113V159H111ZM116 158V159H115ZM126 158V159H125ZM133 158L135 159L136 158V160H133ZM142 159V161H141V159ZM184 158V159H183ZM188 158V159H187ZM14 159H15V156H14ZM77 159H79V157H77ZM100 161H99V160ZM110 159V160H109ZM118 159H121V160H118ZM125 159V160H124ZM133 160V161H130V160ZM140 159V160H139ZM195 159H198V160H195ZM262 159V160H261ZM116 160L118 161V162H116ZM123 160V161H122ZM143 160H145V161H143ZM188 162H187V161ZM89 161H90V163L92 162V165L90 166V163H89ZM93 161H94V163H99L98 164V166L97 167H99L101 164H106V165H104L105 166V170L106 171H104L103 173H101L102 175H103V177H99V176H102V175H99V173H98V175H96V172H98L99 170L96 168V166H95V164H93ZM97 161V162H96ZM99 161V162H98ZM102 161H104V162H102ZM107 163H106V162ZM109 161H111V162H109ZM112 161H114V162H112ZM121 163H120V162ZM126 163H125V162ZM139 162V164L137 163V162ZM170 161V162H169ZM53 162V163H52ZM67 162H69V163H67ZM88 162V163H87ZM124 164H123V163ZM128 162H130L129 164H128ZM148 163V165L147 164H145V163ZM178 162H180V163H178ZM181 162H183V163H185V164H183L182 165V163ZM195 162V164H193ZM12 163H14V161H13V158H12V161H11V164ZM82 164L81 166L80 165H78V164ZM118 163H120V165H123V166H121L120 167V165H118ZM141 163V164H140ZM169 163V164H168ZM173 163L175 164V165H173ZM199 164V165H197V164ZM210 163V162H209ZM208 163V164H209ZM248 163V162H247ZM262 163V164H261ZM31 164H29V165H31ZM68 164V165H67ZM86 164H88V165H86ZM133 164H135L136 165V167H133ZM142 164H145V165H142ZM173 166H172V165ZM211 164V163H210ZM24 165V164H23ZM26 165H24L25 167H23V166H21V170H22V173H24V175L26 174L27 176H31V173L30 172H32V169L31 170H29L31 167L28 165V166H26ZM94 165V166H93ZM115 165H117V166H115ZM124 165L126 166V168L124 167ZM132 165V166H131ZM134 165V166H135ZM138 165L139 166H142V167H138ZM202 165V166H201ZM212 165V164H211ZM261 165H263V166H261ZM64 166H66V167H64ZM72 166H74V167H72ZM82 166H83V168H85V167H87L86 169H83L82 168ZM85 166V167H84ZM109 166V167H108ZM130 166H131V168H130ZM187 166H189V167H187ZM197 166V167H196ZM76 167H78V168H76ZM93 167H95V168H93ZM127 167H128V169H127ZM145 167V168H144ZM186 167H187V170H186ZM207 169H206V168ZM25 168H27L26 170H25ZM29 168V169H28ZM61 168H63V169H61ZM90 168H92L93 169V171L91 172V170H90ZM119 170H118V169ZM136 168V169H135ZM174 168H176V171L174 170ZM202 168V169H201ZM204 168V169H203ZM36 169H38V170H36ZM39 169H40V171H39ZM68 169H70V171L68 170ZM80 169V170H79ZM83 169V170H82ZM95 169V170H94ZM125 169V170H124ZM138 169H139V172H138ZM146 169V170H145ZM153 170V172H152V170ZM183 169L186 171H184L183 172ZM20 170V171H21ZM23 170H25V171H23ZM33 170V171H34ZM116 170V171H115ZM122 170V171H121ZM127 170V171H126ZM131 170V172H129ZM132 170H134V171H136L137 170V172H135L134 173V171L132 172ZM142 170H144V172L145 173H143V171ZM182 170V171H181ZM189 170V171H188ZM195 170V171H194ZM65 171V172H64ZM107 171H111V172H107ZM121 171V172H120ZM141 171V172H140ZM172 171H174V172H172ZM202 171V172H201ZM28 174H27V173ZM82 174H81V173ZM99 172H101V171H99ZM110 173V175L108 176V174H106V173ZM124 172V173H123ZM128 172V173H127ZM184 173V174H182V173ZM29 173H30V175H29ZM76 173V174H75ZM117 173H119L118 175H117V179L119 180V181H121V182H119L117 179H116V176H114L115 174ZM125 173H127V174H125ZM131 173V174H130ZM175 173V174H174ZM188 173V174H187ZM43 174V176H41ZM44 174H46V175H44ZM95 174V175H94ZM120 174H122V175H120ZM125 174V175H124ZM139 174V175H138ZM143 174V175H142ZM148 174H152L151 176L150 175H148ZM158 174V175H157ZM198 174V175H197ZM82 175V176H81ZM87 175V176H86ZM89 175V176H88ZM113 175V177H110V176H112ZM135 176V177H133V179L134 178H136V180H134V183H133V181H131L132 180V176ZM144 175H145V177H144ZM155 175V176H154ZM173 175V176H172ZM184 175V176H183ZM187 175V176H186ZM201 175H203V176H201ZM207 175H208V177H207ZM258 175V176H257ZM262 175H264V174H262ZM85 176H86V178H85ZM90 176H92V177H90ZM95 176V177H94ZM98 176V177H97ZM107 176V177H106ZM123 178H122V177ZM124 176H126V177H124ZM128 176V177H127ZM149 176V178L148 179H150V181H148V179H147V177ZM157 176H159V177H157ZM183 176V177H182ZM199 176H200V178H199ZM80 177H82V178H80ZM88 177H90V178H92L91 180H90V178H88ZM119 177H121V178H119ZM190 177V178H189ZM207 177V178H206ZM217 177H218V179H217ZM254 177V178H253ZM258 177V178H257ZM262 177V178H261ZM85 178V179H84ZM98 178H100V179H98ZM108 179V180H105V179ZM127 178H128V180H127ZM169 178V179H168ZM183 178H184V180H183ZM186 178H188V180L186 179ZM192 178V179H191ZM199 178V179H198ZM204 178H206V179H204ZM209 178V179H208ZM258 180H257V179ZM37 179H38V181H37ZM44 179H42V180H44ZM80 179V180H79ZM95 179H98L99 180V182H98V180H95ZM111 180V182H110V180ZM121 179V180H120ZM122 179H126V181L125 180H122ZM145 179H146V181H145ZM153 181H152V180ZM164 179V180H163ZM166 179V180H165ZM167 179H168V181H167ZM178 179V180H177ZM197 179V180H196ZM214 179V180H213ZM82 180L84 181V182H82ZM89 180V182H87ZM96 182V183H98V184H96V186L94 185V181ZM115 181L113 184H111L113 181ZM156 180H159V181H156ZM181 180V181H180ZM187 180V181H186ZM212 180V181H211ZM219 180H221V179H219ZM49 182V184H48V182ZM53 181V182H52ZM105 181H107V182H105ZM118 181V182H117ZM124 183H123V182ZM128 181V182H127ZM154 181H156V185L154 184V183H152V182H154ZM162 181H165V182H162ZM175 181H177V182H175ZM180 181V182H179ZM184 181V182H183ZM202 181V182H201ZM38 183V184H36V183ZM54 182L57 184H54ZM87 182V184H85ZM129 182H131V183H129ZM147 182H151V183H149V186L148 187H146V185H145V183H147ZM160 182V183H159ZM162 182V183H161ZM167 182V183H166ZM182 182V183H181ZM201 182V183H200ZM218 182V183H217ZM61 183V184H60ZM63 183H65V185L63 184ZM77 183V184H78ZM82 183L85 185V186H82ZM100 183H102L101 185H100ZM110 183V184H109ZM117 184V183H119V184H121V185H119V184H117V185H119V186H116V185H114V184ZM137 183V184H136ZM176 185H175V184ZM185 183V184H184ZM51 184V185H50ZM67 184V185H66ZM73 184H75V186H74V189H75V191L76 190H78L79 189V191H80V193L78 192V191H76L77 193H75L77 196H75V194L72 196V194H73V187H71V186H73ZM107 185V187H106V185ZM125 184H127V185H125ZM143 184H144V186H143ZM151 184H154L153 186L151 185ZM159 184L161 185V186H159ZM166 184V185H165ZM168 184V185H167ZM170 184V185H169ZM172 184V185H171ZM179 184V185H178ZM183 185V186H181V188H180V185ZM237 184V183H236ZM63 185L64 186H66L67 187V189H66V187L64 188L63 187ZM86 185H88V186H86ZM92 185H94L93 187L95 188H93L92 187ZM110 185V186H109ZM111 185H113V186H111ZM135 185L137 186V187H135ZM148 185V184H147ZM163 185H165V187H167V188H165V187H163ZM175 185V186H174ZM179 186V189L177 190V188H178V186ZM186 185V187H184ZM222 185V184H221ZM49 186V187H48ZM51 186H53V187H55V188H51ZM91 186V187H90ZM109 186V187H108ZM135 187V188H133V187ZM140 186H142L143 187V189L140 187ZM151 186H152V188H151ZM156 186L158 187H160L161 189L160 190H162V192H160L159 191V189H157L156 188ZM176 186H177V188H176ZM194 186V187H193ZM59 187V188H58ZM100 187V188H99ZM116 187V188H115ZM125 187H129V188H131V189H129L128 188V190H127V188L125 189ZM155 189H154V188ZM158 187V188H159ZM185 189H184V188ZM215 187V188H214ZM56 188H58V189H56ZM62 188V189H61ZM69 188V189H68ZM77 188V189H76ZM109 188V189H108ZM118 188H120L119 190H120V192L118 191V193L117 194H115V191H117V189ZM123 188V191L121 190ZM147 188H149V189H147ZM163 188V189H162ZM187 188H189V189H187ZM220 188V189H219ZM252 188V189H251ZM58 190V191H60V190H62V193L61 194H65V192L67 193V195H59V196H54V194L52 193V192H54V191H56V190ZM71 189V190H70ZM81 189V190H80ZM88 189H90V190H88ZM106 189H108V190H106ZM110 189H112V191H110ZM114 189V190H113ZM133 189V190H132ZM137 189H140L139 190V192H137L136 193V191H137ZM164 189H166V191L168 192H165V194H168V195H164L163 196V194L162 193H164ZM169 189H170V191H169ZM173 189H176V190H174V192L172 191ZM184 189V190H183ZM193 189L194 190H196V191H194L193 193H192V191H193ZM217 189V192L218 193H220V194H218V193H216V191L215 192H213L214 190H216ZM63 190H64V192H63ZM85 190H88V191H85ZM132 192H131V191ZM136 190V191H135ZM145 192H144V191ZM151 190H154V191H151ZM156 190H158L160 193H161V196H160V194H159V192H157ZM235 190H236V194H233L234 192H235ZM68 191L70 192V191H72V193H71V196L69 195L70 193H68ZM91 191V193H89ZM107 191V192H106ZM124 191H127L126 193H124ZM156 191V192H155ZM176 191H178L177 193H179L178 195H175V192ZM93 192V193H92ZM101 194H100V193ZM107 194H106V193ZM109 192H110V196L108 195L109 194ZM111 192H113L114 194H112ZM134 192V193H133ZM150 192V193H149ZM154 192H155V194H154ZM171 192H173V194L171 193ZM224 192H226V190H224ZM249 192V193H248ZM131 193H133L134 195H132ZM137 194V196H135L136 194ZM141 193H144V194H141ZM149 193V194H148ZM156 193H158L159 195H157ZM169 193H171V194H169ZM176 193V194H177ZM199 193L198 194H196V195H199ZM212 193H216V194H212ZM254 193V194H253ZM40 194H41V196H43V197H41L40 196ZM84 194H86V195H83ZM89 194V195H88ZM90 194L92 195V196H94L93 194H95V196H97L98 195V197H93L92 198V196H91V198H89L90 197ZM107 196H106V195ZM128 194L130 195V196H128ZM139 194H141V196H143L144 195V197L143 198H141V196L139 195ZM190 194H191V197H192V199H191V197H190ZM207 194H211L212 196H209V195H207ZM224 194V193H223ZM226 194H227V196H226ZM232 195V196H230V195ZM251 194V195H250ZM80 195V196H79ZM102 195V196H101ZM119 195H120V197H119ZM148 195V196H147ZM151 195H156V196H152V197H150ZM169 195H171V196H169ZM173 195V196H172ZM175 195V196H174ZM182 195V196H181ZM188 195V196H187ZM195 195V196H196ZM205 195H207V196H209L210 197V199H209V197L207 198V196L206 197H204ZM215 195V196H214ZM219 196V197H217V196ZM229 195V196H228ZM52 196V197H51ZM60 196H62V197H60ZM75 196V197H74ZM81 196H83L82 197V200H81V198H79V197H81ZM87 198H86V197ZM100 196V197H99ZM105 196V197H104ZM125 196V197H124ZM139 196V197H138ZM146 196V197H145ZM158 196H160V199H159V197ZM185 196V197H184ZM221 196V197H220ZM1 198H0V211L2 212V213H0V217H6L5 216V214L7 213V210H8V213L6 214V215H9V213H10V215H11V213H12V215L10 216H7V219H5L6 221H4V223H3V230H4V228L8 231V230H11V232H13V231H17L18 233H17V237H21L22 239H23V232H24V227H26L27 225H25L23 222H22V217H23V211H20V210H22L21 209V206H19V205H13V203L14 202H12V201H9V202H7V203H3V202H6V201H4V200H6V199H4L3 198V196H0ZM55 197V198H54ZM58 197H60V198H58ZM76 198V197H78V198H76V199H74V198ZM116 197H117V200H116ZM149 197V198H148ZM158 197V198H157ZM164 197H170L169 198V201L167 200V198H164ZM182 197H184V198H182ZM233 197V198H232ZM58 198V199H57ZM84 198V199H83ZM115 198V199H114ZM122 198V199H121ZM123 198H124V200H123ZM131 198V199H130ZM157 198V199H156ZM186 198H187V200H189V201H186ZM4 199V200H3ZM42 199H43V201L45 202L43 205H41V204H39L41 201H42ZM52 199V200H51ZM54 199V200H53ZM61 201H60V200ZM120 199L122 200V201H120ZM127 199V200H126ZM145 199V200H144ZM155 199V200H154ZM163 199H164V201H163ZM166 199V200H165ZM208 201H207V200ZM2 200H3V202H2ZM50 200L52 201V202H54V201H58L57 203L58 204H60V208H66L67 206V210L66 209H64V210H62V209H60L59 208V205L56 203V202H54V203H52V202H50ZM68 200H64L65 202H67ZM85 200V201H84ZM108 200H110V199H108ZM141 200H143V201H141ZM157 200H158V203H160V204H158L157 203ZM160 200H162L161 202H159ZM175 200V201H174ZM179 200V202H177V204L175 203L176 201H178ZM180 200H182V201H180ZM207 202H206V201ZM214 201V202H212V201ZM221 200V201H220ZM224 200V201H223ZM238 200V201H237ZM47 201V202H46ZM59 201L61 202V203H59ZM120 201V202H119ZM128 201V202H129ZM141 201V202H140ZM152 201V202H151ZM154 201H156L155 202V204L153 203ZM168 201V202H167ZM173 201V202H172ZM209 201H211L212 202V204L209 202ZM216 201V202H215ZM256 201V202H255ZM10 202H11V204H10ZM49 202V203H48ZM69 202V201H68ZM125 202V203H124ZM183 203V205L184 206H182V203ZM223 202V203H222ZM225 202V203H224ZM258 202V203H257ZM9 203V204H8ZM85 203V204H84ZM151 203V204H150ZM185 203V204H184ZM187 203V204H186ZM208 203V204H207ZM220 203V204H219ZM255 203H257V204H255ZM3 204V205H2ZM7 204V205H6ZM49 204H51V206L49 205ZM52 204H54L55 205V207H52ZM64 204V205H63ZM149 204V205H148ZM154 204V205H153ZM157 204V205H156ZM173 204V205H172ZM174 204H176V207L174 206ZM223 204H227V205H223ZM260 204V205H259ZM6 205V206H5ZM48 205V206H47ZM146 205H148V206H146ZM163 205V206H162ZM177 205H179V206H182V208H180L179 206H177ZM208 205V206H207ZM221 205V206H220ZM223 205V206H222ZM254 205H256L255 207H254ZM58 206V207H57ZM63 206H65V207H63ZM151 207L152 206V208H149V211L147 210L148 209V207ZM159 206V207H158ZM242 206H244V207H242ZM247 206V207H246ZM10 209H9V208ZM50 207V208H49ZM142 207H144V208H142ZM184 207V208H185ZM219 207H216L215 209L217 210V208H219ZM234 207H236V208H234ZM237 207H239V208H237ZM2 208H4V210L2 209ZM56 208H59V211H58V209H56ZM211 208V209H212ZM224 208V209H223ZM226 208V209H225ZM240 208H243V209H241L240 210ZM252 209L253 208V210H249L248 212H249V215L247 214L248 212H246V210H248V209ZM260 208V209H259ZM3 211H2V210ZM6 209V210H5ZM69 209V210H68ZM146 209V210H145ZM161 209V210H160ZM172 209V210H171ZM175 209H177V210H175ZM178 209H179V211H178ZM239 209V210H238ZM244 209H245V212H244ZM263 209V210H262ZM47 210V211H46ZM56 210L58 211V212H56ZM62 210V211H61ZM135 210H133V211H135ZM144 210V211H143ZM152 210V211H151ZM158 210L160 211V213H161V211H163L161 214H158L159 212H158ZM169 210H171V211H169ZM173 210H174V212H173ZM212 210H214V209H212ZM227 210V211H226ZM13 211V212H12ZM19 211V212H18ZM141 211V212H140ZM150 213L149 215H154L155 217H149V215H147L148 214V212ZM152 213H151V212ZM154 211V212H153ZM168 211V212H167ZM181 211V212H180ZM243 211V212H242ZM258 211V212H257ZM18 212V213H17ZM68 212V213H67ZM140 212V213H139ZM157 212V214L155 215V213ZM215 212V211H214ZM225 212V213H224ZM252 212V213H251ZM254 212V213H253ZM257 212V213H256ZM4 213V214H3ZM16 213V214H15ZM21 213V214H20ZM58 213H63V214H58ZM139 213V214H138ZM170 213H172V215H174V217L170 214ZM174 213V214H173ZM235 213V214H234ZM256 213V214H255ZM261 213V214H260ZM262 213H263V215H262ZM18 214V215H17ZM52 214V215H53ZM135 214V215H134ZM143 214V215H142ZM147 215V216H144V215ZM179 215L180 217H177L176 215ZM251 214V215H250ZM16 215V216H15ZM22 215V216H21ZM64 215V216H63ZM66 215H68V216H66ZM139 215V216H138ZM169 215H171V216H169ZM216 215V214H215ZM224 215V216H223ZM253 215V216H252ZM144 216V217H143ZM168 216V217H167ZM221 216V217H220ZM222 216H223V218H225V219H223L222 218ZM228 216V217H227ZM148 217V218H147ZM176 217V218H175ZM153 218H154V220H153ZM171 218V219H170ZM175 218V219H174ZM222 218V219H221ZM250 218H252V219H250ZM254 218V219H253ZM10 220L11 222L9 223V221H7V220ZM147 219V220H146ZM159 219V218H158ZM176 219H179V221L178 220H176ZM126 220V219H125ZM176 220V222H174V221ZM220 220V221H219ZM250 220V221H249ZM255 220H257V222L255 221ZM260 222H259V221ZM168 221H170V222H172L173 221V224L175 223V224H177V221H178V224H179V226H177V225H173L172 223H170V222H168ZM66 223L68 222L69 223V221H67V219H66V221H65ZM180 222V223H179ZM252 222L254 223V224H252ZM22 223V224H21ZM67 223V224H68ZM222 223V224H221ZM225 223V224H224ZM163 224V223H162ZM165 224H166V226H165ZM168 224V225H167ZM176 228H178L180 231H177L178 229L176 228H174L172 225ZM216 224V225H215ZM220 224V225H219ZM249 224V225H248ZM256 224H259L260 225V227H262V228H258L259 227V225H256ZM5 225H7L6 227H8V228H6V227H4ZM245 225H248V226H245ZM250 225H251V227H250ZM19 226V227H18ZM214 226H216L215 228H214ZM254 226H256L255 228H254ZM258 226V227H257ZM153 227H155V228H153ZM161 227V228H160ZM165 227V228H164ZM219 227V228H218ZM238 227V228H237ZM247 227H250V228H247ZM13 228V229H12ZM23 228V229H22ZM150 228V229H149ZM168 228H170V231H169V229ZM186 228V227H185ZM242 230H241V229ZM256 228H257V230H259V229H263L262 230V232H260V231H256V232H258L261 236H263V237H261V236H259L257 233L255 234V232H253L254 230H256ZM26 229H28V227L27 228H25V232H26V240H25V243H24V247H26L25 249H29L30 251H31V254H32V256H34L33 258H34V261L33 262H31L32 264H39V262H41L40 264H46V263H51V264H66L67 262H68V264L70 263L69 262V260H68V258H67V255H65L63 252H62V250H60V246H58L59 245V241L58 242H55L56 240L55 239H53V238H51V237H49V240H50V242H48V246H50L51 247V243L53 242V243H55V244H53L52 246L53 247H49L50 249H48L49 251H45V252H40L39 253V251L38 252H32V248H31V245H30V243H29V241L27 240L28 238V235H27V230ZM161 229V230H160ZM163 229V230H162ZM233 229H235V231H233ZM249 229V230H248ZM150 230V231H149ZM152 230V231H151ZM155 230H157V231H155ZM166 230V232L164 233V231ZM171 230L173 231V230H176L175 232H176V234H175V232L173 231V232H171ZM209 230V231H208ZM237 230V231H236ZM20 231V232H19ZM79 231H80V233H79ZM160 233H159V232ZM162 231V232H161ZM167 231H169V232H167ZM240 231V232H239ZM248 231V232H247ZM84 234H83V233ZM105 232V233H104ZM152 233V234H154V235H152V234H149V233ZM155 232H157V233H155ZM182 233V234H179V233ZM206 232V233H205ZM215 232V233H216ZM250 232H252V233H250ZM93 233H94V235H93ZM162 233V234H161ZM163 233H164V235H163ZM178 233V234H177ZM216 233V234H217ZM246 233H247V235L248 234H251V235H246ZM255 235H254V234ZM84 236H83V235ZM85 234H88V235H85ZM144 234H147V235H144ZM156 234L158 235V236H156ZM163 235V236H165V237H163L162 236V238H161V240H162V242H165V243H161L160 244V237H159V235ZM167 234V235H166ZM169 234L171 235V236H169ZM172 234H175V235H179V236H172ZM216 234H212V236H211V238L209 239V240H212V239H214L215 238V235ZM111 235H113V236H111ZM148 235H151V239H150V237L148 236ZM160 235V236H161ZM145 236V238H141V237H144ZM249 236H251V237H249ZM259 236V237H258ZM0 240L1 241H5V240H7V239H5L3 236H1L0 235ZM12 237V236H11ZM19 237V238H20ZM100 239H98V238ZM132 237V238H131ZM150 239H148V238ZM157 237H158V239H157ZM167 237H169L168 239H171L172 237H173V239H174V242H173V240H169L168 241V239H167ZM175 237V238H174ZM179 237V238H178ZM2 238H4V239H2ZM19 238H18V242H19ZM86 238H87V240H86ZM91 238V239H90ZM98 239L96 242H97V245L99 246V244L100 243H102L103 241H106L107 242V244H108V246H110L111 247V245L113 246V247H111V250H115V252H116V250H117V252H116V255H114L115 254V252H114V254H112L110 257H109V254H107V256H106V258H110V259H108V261H107V259L105 260H103V259H101V260H103V262L102 261H98L96 258H94L95 257V254H94V256L93 255H91V254H93V252L91 251L90 253H89V249L90 250H92L91 248H88V247H86L85 248V246H89V245H91L92 243H93V240L92 239ZM102 238V239H101ZM137 238V239H138ZM157 239V241H156V239ZM248 238V239H247ZM21 239V240H22ZM107 239H110V241L109 240H107ZM177 239V240H176ZM114 242H116V243H114ZM147 242H146V241ZM160 240V241H159ZM165 240H167L168 242H169V245L168 244H166V242L167 241H165ZM180 240V244H178V241ZM99 241V242H98ZM112 241V242H111ZM149 241H151L150 243H149ZM84 242V243H83ZM92 242V243H91ZM139 242V243H138ZM153 242V243H152ZM156 242H159V243H157L158 245H156ZM177 242V243H176ZM83 243V244H82ZM88 243V244H87ZM89 243H91V244H89ZM99 243V244H98ZM112 243V244H111ZM138 243V245H140V246H138L139 248H137L136 250L135 249H130V248H135V247H137L136 246V244ZM145 243V244H144ZM147 243V244H146ZM174 243V244H173ZM84 244H86V245H84ZM152 244H155V245H152ZM6 245H8V244H6ZM102 245V244H101ZM100 245V246H101ZM133 245H135V246H133ZM165 245H166V247H165ZM23 246H21L22 247V249H24V247ZM79 246H80V249H79ZM114 246H115V248H114ZM150 246H152V247H150ZM158 246V247H157ZM159 246H162V247H160L159 248ZM169 246H171V247H169V248H171V249H169L168 247ZM56 247H57V249H56ZM119 247V248H118ZM154 247V248H153ZM114 248V249H113ZM165 248H168V249H165ZM24 249V250H25ZM119 249H122V250H119ZM162 249H164V250H162ZM173 249V250H172ZM177 249V250H176ZM185 249V250H184ZM188 249V250H187ZM56 250H57V252H56ZM125 250V251H124ZM154 250V251H153ZM176 250V251H175ZM180 250V251H179ZM190 250H194V251H190ZM26 251V250H25ZM136 251H138V252H136ZM178 252L177 253V256L176 255H173V254H175V253H172V252ZM26 252H28V251H26ZM84 252V253H83ZM136 254H135V253ZM165 252V253H164ZM205 252H206V254H205ZM39 253V254H38ZM120 253H121V255H120ZM128 253V254H127ZM162 253V254H161ZM37 254V255H36ZM118 254H119V256H118ZM202 254H203V256H202ZM57 255V256H56ZM84 255H86V256H84ZM114 255V256H113ZM135 255V256H134ZM141 255V256H140ZM165 255V256H164ZM197 255H199V256H197ZM91 256V257H90ZM93 256V257H92ZM122 256V257H121ZM130 257V260H129V257ZM132 256V257H131ZM167 256V257H166ZM170 256V257H169ZM172 256H174V258H171ZM48 257H50V258H48ZM119 259H118V258ZM123 257H125V259L123 258ZM139 257V258H138ZM161 257V258H160ZM205 257V258H204ZM40 258H41V260H40ZM43 258V259H42ZM81 258H84V259H81ZM91 258V259H90ZM93 258V259H92ZM114 258H116V259H114ZM136 258H138V259H136ZM159 258V259H158ZM163 258H165V259H163ZM182 258V259H181ZM205 259V261H203L204 259ZM222 259V261H221V259ZM248 258H250L249 259V261H251V256H249ZM46 261H45V260ZM48 259H50V260H48ZM134 259H136V260H134ZM163 259V260H162ZM216 259H218V260H216ZM224 259V260H223ZM239 259V260H238ZM236 258V259H234L233 258V260L232 261H229V263L231 264V263H233L234 261H236V262H234L235 264L238 262V264H247L249 261H241V259H240V257L239 258ZM44 260V261H43ZM48 260V261H47ZM78 260V261H77ZM112 260H114V261H112ZM117 260V261H116ZM118 260H119V262H118ZM124 260V261H123ZM208 260V261H207ZM263 260V262L262 261H258V263H261V264H264V258L262 259ZM17 261H21V262H24V261H22L21 259H17ZM26 261V260H25ZM36 261V262H35ZM38 261V262H37ZM130 261H132V262H130ZM160 261H162V262H160ZM177 261V262H176ZM181 261V262H180ZM182 261H183V263H182ZM213 261H215V262H213ZM46 262V263H45ZM56 262V263H55ZM64 262V263H63ZM75 262V263H74ZM87 262V263H86ZM113 262H115V263H113ZM207 262V263H206ZM210 262V263H209ZM25 263H27V262H25ZM253 263H256V262H253V260L251 261V262H249L248 264H253ZM258 263H256V264H258Z\"/></svg>","mask_w":264,"mask_h":264}]
</instances>
